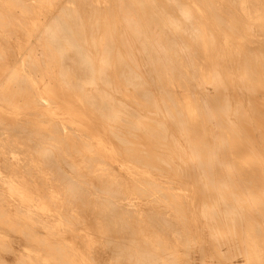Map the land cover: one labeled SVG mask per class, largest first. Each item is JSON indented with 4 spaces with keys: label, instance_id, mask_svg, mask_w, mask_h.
<instances>
[{
    "label": "rangeland",
    "instance_id": "obj_1",
    "mask_svg": "<svg viewBox=\"0 0 264 264\" xmlns=\"http://www.w3.org/2000/svg\"><path fill=\"white\" fill-rule=\"evenodd\" d=\"M13 1L14 0H11V1L0 0V57H1V59H3V61H1V59H0V120H1L0 121V133L2 134V135L0 134V264H10V263L11 264H142V262H143V264L144 263L149 264L150 263L149 261H152L154 264L156 262L155 261L156 259H158L157 261L159 263L161 261L167 262L166 259L167 260L171 259L170 256L171 257L174 256L178 259H182V261H183V259L185 261L187 259V257H189V256H190V258L196 259V258H198L199 253H200L199 255L201 257L203 255L202 252H205V251L207 252V248L203 247L204 251L202 250V252H199V251H201L202 248L198 249L197 248L198 246H196L195 242L192 241V238L204 236V235L200 234V233H204V232H203L201 225L199 227L200 221L198 219H194L193 221L191 219V222H190V219L188 218L190 213H189V210H187V208L185 207V202H186V200H188V197L191 195V191L189 192V190H190L189 187L192 185L191 183L194 182V180H193V177L191 175L188 176V174L185 173L183 170L185 168L187 169V166H192V165H190V163H187V164L185 163L188 160H185V162L183 161L185 164L182 163V165H180L182 167H179L178 165L181 164L182 160H184L183 158L189 159V157H188V156H190L189 153L186 154V152H185V149L187 147V144L185 142L186 141L185 138H187L186 136H188V134H189L188 132H191L190 130H192V136L191 137L194 136L193 140H195L197 142V143H195V145L196 144L198 145V143H200V141L203 140V139H201V137H202V135L207 133V130H209V132L213 131L210 133H211L212 137L214 136V138H212L213 144L217 145V146L214 145V148L217 149L216 151H218V154H216V155H218V156H216V158H219V159H216V160H219L218 163L221 160L220 155L222 156V153H220V152L224 151L223 150L224 148L222 149L221 147H224V145H225V148H226L225 142L228 143L227 148H229V146L231 144H234L233 139H231V137L233 135H234V137L235 136L238 137L236 139L239 142L241 141L240 142L241 145L246 140L245 143H243V144H246V145L248 144L247 146L252 147V149L254 148L253 149L254 151L250 150V152H247L243 155V158H245V159L248 158V159L247 160L244 159V160H242V162L243 161L247 162L250 160L251 163L247 162V164L251 165L252 162L257 161L258 159L262 160L264 158V157L259 158L258 153L256 154V151H258L260 148H261V150H259L258 152H261L264 150V147H263L264 140L263 139L261 140L262 136L264 138V133L262 132L264 130V128H263V126H264V116H263L264 113L262 115V112H264V107H263L264 106V104H263L264 103V96H262L263 94L260 96L261 93H264V88H263L264 77L261 78V75L264 76L263 75L264 74V65H263L264 64V60H263V58H264V53H263L264 52V0H185V2H184V0L183 1L182 0L181 1L180 0H177V1L176 0H153V1L152 0H139V1L138 0H130V1L124 0L125 2L123 0L122 1H120V0H103V1L102 0H99V1L98 0H81L82 3L80 2V0H67L68 2L67 1L65 2L64 0H45V1L44 0H15L16 2L15 1L13 2ZM60 1L62 3H59ZM83 1H86V2H83ZM178 1H180V2H178ZM186 1H187V3H186ZM45 2H47V3H45ZM119 2H120L121 6L119 5ZM144 2L147 4H142ZM166 2H167V4H166ZM181 2H183V3H181ZM248 2L250 4H248ZM105 3H107L108 6ZM115 3H116V5H115ZM138 3H141L142 6L140 7V4H138ZM157 3H158V6H157ZM169 3L171 6H169ZM178 3H180L181 6L177 5ZM184 3H186L187 5H185ZM21 4L22 5L24 4V5L22 6ZM126 4H129V5L126 6ZM149 4H151V5H149ZM161 4H162V6H161ZM176 5H177V7H176ZM189 5H191V7ZM138 6H139V8H138ZM178 6L180 8L181 7L184 8V6H186L183 10L188 8V11L187 10H185V11L188 12L189 15L187 13H186V16L179 15V10H178V12L176 11ZM259 6H260V9H259ZM77 7L79 9H77ZM117 7H118V9H117ZM131 7H133V8H131ZM152 7L155 9H153ZM171 7H174V9L176 8V10H174ZM192 7H194V8H192ZM242 7L243 8L247 7V8L252 9V11H253L252 12V18L253 19L250 21V23H253V24L249 25L247 23L244 15L242 14V9H243ZM64 8H66V9H64ZM106 8H107V10H105ZM126 8L129 11L126 10ZM191 8L195 9V11L198 10L199 13H202V14L199 15L195 11L192 12L193 10ZM211 8H213V9H211ZM28 9H30V11ZM74 9H75V11H74ZM143 9L144 10L146 9V11H144ZM149 9H151L153 12H151ZM156 9H159L160 11L156 10ZM189 9H191V10H189ZM122 10H124V11H122ZM163 10H165V11H163ZM170 10L174 11L175 13L177 12V13L175 14L172 11L170 12ZM207 10H209V11H207ZM20 11L23 12V14ZM28 12L29 13L31 12V14H28ZM74 12H75V14H74ZM76 12H78V13L76 14ZM213 12L214 13L216 12V14L218 13L219 15L218 14L213 15ZM71 14H72V16H71ZM111 14H112V17H111ZM174 14L176 16H174ZM56 15L59 16L58 17L59 19L57 18ZM66 15H67L68 19L66 18ZM74 15H77V16H74ZM187 15H188V17H187ZM190 15L192 16V18L195 17V18H193L194 21L192 20V18H190L191 17ZM133 16H135V17H133ZM201 16L204 17V23H203V21H201L202 20ZM213 16H215V19H217V20H215L213 18ZM218 16L219 17L222 16V17L219 18V20H218ZM30 17H32V18H30ZM113 17H114V19H112ZM131 17H133V18H131ZM143 17L145 18V20ZM146 17H148V18H146ZM157 17H159V18H157ZM181 17H183L185 19L190 18L192 21H190V19H188L189 22L187 23L188 20L182 19ZM119 18H121V19H119ZM175 18L177 21L175 20ZM180 18L184 21L181 22ZM198 18H200L201 20L198 21ZM25 19H27V21ZM135 19H137L138 21ZM166 19H168L170 21H168ZM220 20H222L223 23ZM224 20L226 22H224ZM130 21L133 23H131ZM143 21H144V23H143ZM165 21H168V23ZM178 21H179V23H178ZM196 21H198L202 26L198 22H197L198 23L197 24ZM8 22H9V24H7ZM120 22H122V23H120ZM162 22H163V24H162ZM174 22H175V26H176V22H177L176 28L173 27ZM192 22H194L196 24L193 23V25H191ZM10 23L12 25H10ZM25 23L28 25V27ZM50 23H52V24H50ZM160 23H161V25H160ZM164 23L165 24L167 23V24L164 25ZM182 23H183V25H182ZM184 23H186V25L188 24L187 29H186V25H184ZM189 23H190V25H189ZM254 23H256V24H254ZM257 23H259L260 25L259 24L257 25ZM143 24H145V25H143ZM156 24H158V25H156ZM179 24L182 25L181 29L179 28L180 27ZM204 24L208 28L207 29V35L209 34L208 37L211 36L210 38L207 37V39H206L207 56L203 55V56H205L204 58H201V60L197 58L196 60L199 62L201 61V63L204 64V66L208 67V68L205 67L204 70L207 69L208 72L216 73L215 75H217V78L219 80L218 83L221 84V85H219L221 88L218 87V89L216 88V90H213L214 88H212L209 84L208 86H205L206 87L205 89H207V90L205 91L204 94L206 96L204 94L203 95L206 98H207V96H211V97H209L211 102L209 99H208L209 102L207 100H206V102H207V104H210V103L212 104L211 98H213V100H214L215 96L213 97V95H215V94H213V93H215V91H216V93L219 94L218 100L221 101L222 103L216 102L217 96L215 97V100L213 101V103L216 102L218 105L222 104L223 107H222V105L221 106L219 105L220 110L219 109L217 110V108H218L217 104H216V106L214 104H212L214 106V107L213 106L212 107L215 109H211L212 107L205 104L206 103L204 101L205 98L201 94L202 98H204V99L201 98L200 100H203L205 102L204 103L205 105H204L203 101H202L203 113L204 112H208V113H206V114L204 113L206 116L203 114L197 115L195 113L197 119H202V121H203L199 125L201 127V130H200V127L198 126V124H197V127L193 125L192 129L190 128L192 125V124L190 125V123H189L190 126L187 125V126H189V128L187 126H185L184 122L186 123L188 121H186L183 117H180L182 115L181 113L180 114L176 113V112H178L179 108L182 107L183 103H191L190 99L188 100V98H190V94L185 89L186 85L189 82L187 81L188 83L186 84V81H184V79L187 80L186 76H189V74H191L192 71L190 70L189 72H191V73H189V72H186L187 71L186 69H185L186 70L185 71L184 69L178 67L181 70L185 71L186 73H189L188 75H186V74H184L185 73L184 72V73H182L183 75H180L181 72H183V71H181L180 69H177L175 67L178 64V62L174 63L177 60L174 61V58H172L174 56L172 55V57H170V60L172 59L171 61L173 62L172 67L174 68V70H175V68L178 70L177 73L180 70L181 72H179L178 74L182 77L184 76V79L182 77H181L182 79L177 78L180 76H178V75L176 76V73L174 74V72H176V71H173V69L171 68V65H172L171 63H169V65L170 64L171 65L168 67L170 68V70L172 69L171 70L172 73L170 72V73H167V74L165 73V74L169 75L172 78L166 76L163 71L167 72V70H169V68H165L167 61L164 64L163 62H160V60L158 61L156 59V58L160 59L161 56H159L160 54L159 55L155 54L160 49V47H158L157 44H156L157 46H155V43L159 42L160 39H162V37L163 38L166 37L164 39H167V41L166 40H164V41H166V42L170 41L166 45L169 48V50L171 49L170 51L168 50L170 53H172V51H173L172 48L174 50L175 49L181 50L183 47L182 45H184L185 42H181L182 40L180 39V36H182V38L189 37L188 35H190V33H191L190 31H192V33L196 32V30H197L196 28L198 26H195V25H199V28H201L204 26ZM132 25H133V27H132ZM142 25H143V27L144 26L145 27L143 28ZM229 25L231 28H229ZM262 25H263V28H261ZM49 26L51 27V29ZM54 26H55V29H54ZM78 26H80V27H78ZM118 26H120V27H118ZM139 26H141L142 29H141V27L139 28ZM152 26H154V27H152ZM155 26L157 28H155ZM224 26H226V27H224ZM6 27H8V28H6ZM48 27H49V29H48ZM103 27H105L106 29ZM166 27H167V29H166ZM177 27H178V30H177ZM191 27L193 30H195L194 32L191 29ZM193 27H195V28H193ZM44 28H45V30H44ZM60 28H61V30H60ZM127 28H128V30H127ZM151 28L153 31L150 30ZM224 28H227V29L229 28V29L226 30ZM143 29H145V30H143ZM148 29H149V31H148ZM169 29H170V31H169ZM185 29L187 31H189L188 34H187V31ZM53 30L55 32V35H54ZM107 30H108V32H107ZM159 30H163L160 32V35L158 33ZM183 31H184V33H183ZM208 31H209V33H208ZM228 31H229V33H228ZM231 31H233V33ZM57 32L61 33V35H59ZM118 32H119V34H118ZM132 32H133V34H132ZM179 32H180V35H179ZM43 33H46V34H43ZM153 33H154V35L155 34L156 35L153 36ZM225 33L227 34V36ZM37 34L39 35V37ZM56 34H58V35H56ZM183 34L186 36H184ZM66 35H67V37H66ZM83 35H85V37ZM136 36H138V37H136ZM167 36H169V37H167ZM53 37H54V39H53ZM122 37H124V38H122ZM45 38H47V39H45ZM67 38H68V40H67ZM190 38L191 37H189V39ZM245 38H247V39H245ZM102 39H103V41H102ZM172 39H173V41H171ZM51 40L54 43L55 42L56 43L53 45V42ZM71 40H73V41H71ZM100 40H101V43H100ZM125 40L127 41V43ZM137 40L139 43H136ZM142 40L147 42V43H145V42L143 43ZM80 41H81V43H80ZM150 41H152V45H151ZM209 41H210V43H209ZM62 42H65V43H62ZM140 42H142V43L140 44ZM237 42H238V44H237ZM61 43H62V45H61ZM59 44H60V46H59ZM64 44L65 45L68 44L69 46L71 45V47H68V45L65 46ZM90 44H92V45H90ZM145 44H147V45H145ZM179 44H181V46ZM134 45L136 46V48ZM143 46H145V47L147 46L146 47L147 50ZM153 46H154V48H153ZM170 46H171V48H170ZM72 47H74L73 48L74 50L72 49ZM107 47H108V49H107ZM167 47H166V49H168ZM177 47H179L180 49H177ZM185 47H184V49H185ZM102 48H103V50H102ZM248 48H249V50H251V49L252 50L248 51ZM138 49L139 50L141 49V50L139 51ZM184 49H182L181 50L182 52L180 51L181 53L179 52V54H181V55L183 54V57L186 54V56H185L186 58L184 57L186 60L191 53L190 54L188 53L189 50L187 48H186L187 49L186 51H184ZM206 49H204V50H206ZM56 50H58V53ZM60 50H61V52H60ZM66 50H67V53H66ZM77 50L79 52H77ZM97 50H98V53H97ZM109 50H110V52H109ZM122 50L124 52H120ZM223 50H224V52H223ZM242 50L244 52H242ZM151 51H152V53L150 55L149 52H151ZM161 51H163L162 48L160 49V53H161ZM218 51H220L219 52L220 55H219ZM137 52L139 53V55L137 54ZM145 52H146V54H145ZM47 53L50 55H48ZM173 53H174V51H173ZM110 54H111V56H110ZM131 54H132V56H131ZM154 54H155V56H153ZM187 54H189V55L187 56ZM231 54H232V56H231ZM235 54H236V56H234ZM156 55H157V57H156ZM247 55H249V56H247ZM2 56H3V58H2ZM49 56H52V57L49 58ZM81 56H82V59L84 58L85 61L81 59ZM102 56L103 57L105 56V58L103 59ZM139 56H140V59L138 58L139 59L138 60L137 57H139ZM29 57H30V59H28ZM40 57H42V58H40ZM147 57H148V59H151V60H148ZM240 57H242V58H240ZM256 57H258V58H256ZM58 58H59V60H58ZM70 58L73 60H71ZM175 58H176V56H175ZM217 58H219V59L216 60ZM65 59H67L66 62H65ZM106 59H108L109 61ZM110 59H111V61H110ZM152 59H153V61H152ZM163 59H165L164 56H163ZM98 60H99V62H98ZM136 60L138 62H136ZM145 60H147L148 62L151 61V62H149L150 66H149L148 62H146ZM161 60H162V58H161ZM185 60L183 59V61L186 62V64H191V62H190L191 58H190V60L188 58L189 61H185ZM220 60H221V62H218ZM74 61L76 62L75 63L76 65L74 64ZM144 61L148 65L146 63H144ZM251 61H256V62L254 63ZM49 62H50V64H49ZM56 62H57V64H56ZM83 62H84V64H83ZM113 62H115V63L117 62L115 65L116 67L114 66L115 63H113ZM131 62L133 63V65H131L132 64ZM154 62H155V64H154ZM156 62L162 63L160 67H163L165 70H163V68H160V69L163 70L162 72L166 76L165 78L163 77L164 76L163 74H162L163 76L161 74H159V73H161V71L158 72V70H160V69L157 70V68H156L157 63ZM187 62H189V63H187ZM214 62H216V63H214ZM240 62H242V63L239 64ZM209 63H210V65H209ZM225 63L227 66L225 65ZM86 64H89L90 67ZM101 64H102V66H100ZM123 64H125V66ZM211 64H213V65H211ZM83 65L86 67V69L82 68V67H84ZM107 65H109L108 66L109 68L107 67ZM112 65L115 68L112 67ZM118 65L120 66L119 68H118ZM162 65H164V66H162ZM218 65H220V66H218ZM28 66H30V68ZM62 66H63V68H62ZM73 66H74V68H72ZM137 66H139L138 69H137ZM105 67L108 68V71ZM142 67L145 69L143 70ZM65 68L67 70H65ZM88 68H90V69H88ZM158 68H159V65H158ZM223 68L225 70H223ZM62 69H63V71H62ZM91 69H92V71H91ZM153 69H155L156 71H154ZM244 69H245V71H244ZM115 70H116V72H115ZM121 70H122V72H121ZM210 70H212V71H210ZM240 70H241V72H240ZM247 70H249L250 72ZM34 71L36 73H34ZM65 71H67V74ZM87 71H88V73H86ZM118 71H120V72H118ZM152 71L154 74L152 73ZM51 72H52V74H51ZM102 72H103V74H102ZM107 72L110 76L107 74ZM117 72L123 78H121L120 75L117 74ZM156 72L158 73L157 75H156ZM100 73L103 76H101ZM114 73H116L117 75L116 74L113 75ZM124 73L125 74L127 73L126 74L127 76L123 75ZM136 73L138 75H135ZM44 74H46V75H44ZM68 74L70 75L69 77H67ZM218 74H220V75H218ZM247 74H249V75H247ZM1 75H3L4 77H2ZM250 75L253 77H251ZM5 76H7V78ZM16 76L18 77V79ZM24 76H25V78H24ZM62 76L63 77L65 76L64 77L65 79ZM87 76L88 77L91 76L90 77L91 79L87 78ZM124 76L127 77V79L124 78ZM128 76H129V78H128ZM132 76H133V78H135L137 76H139V77L142 76L141 78L143 79V81L141 78L140 79H141V83H143V84L138 83L140 81V79H138V77H137L138 80L136 78L135 79L130 78ZM147 76H149V77H147ZM160 76H162L164 79ZM192 76H190V77H192ZM227 76H229V77H227ZM242 76L244 77L243 80H247L248 78L250 80L248 79L246 83L244 81L242 84L243 80L242 81L240 80ZM245 76H246V78H245ZM175 77L177 79H174ZM190 77H188V78H190ZM258 77H259V79H254V78H258ZM86 78H87V80H86ZM119 78H121V80ZM153 78H155V79H153ZM167 78H170V79H167ZM215 78H216V76H215ZM260 78L263 81L260 80ZM1 79H3V80H1ZM12 80H15V81H12ZM154 80H156L155 83H154ZM168 80H169V82H168ZM181 80H183L184 82ZM235 80H237V81H235ZM258 80L262 83V85L260 84V82ZM86 81H88V82H86ZM130 81H132V82H130ZM251 81H254V82H252L253 85L251 84ZM257 81H258V83H257ZM10 82H12V83H10ZM145 82H147V83H145ZM179 82H182L183 84L182 83L180 84ZM14 83L17 85H15ZM73 83H75L76 85ZM86 83H88V84H86ZM78 84L80 85L81 89H79L80 87H78L79 86ZM108 84L112 85V86H108ZM124 84H125V86H124ZM161 84L164 86H162ZM238 84H240V86ZM256 84H260V85L256 86ZM105 85H106V87H105ZM184 85H185V87H184ZM233 85H235V86H233ZM236 85H238V86L236 87ZM242 85H245V87L247 86L246 89L243 88ZM91 86H93V87H91ZM148 86H150V88H152V89L148 88V90H147ZM152 86H154V87H152ZM158 86L160 88H158ZM248 86H253L255 89L253 91L252 87L249 88L248 89L249 91L251 89L250 92L248 91L250 94L247 91L245 92V90H247ZM255 86H256V88L258 87L257 92H255L256 91ZM260 86L262 87V89ZM13 87H14V89H13ZM183 87H184L185 91L181 90V88H183ZM229 87H232L233 89L230 88L231 89L230 90ZM234 87H235L236 91L234 90ZM145 88H146L147 92H146ZM153 88H155V89H153ZM222 88H223V90H222ZM15 89H17V91L18 90L19 91L17 92ZM124 89H125V92L128 90V93H130V94H128L127 92L125 93ZM167 89H168V91H167ZM208 89L213 91L212 92L209 90V92H210V93H208L209 95H207V93H206V92H208ZM226 89H228V90H226ZM240 89L242 91L245 89L243 91L244 93L243 92L241 93ZM112 90H114V91H112ZM151 90H152V92H150ZM219 90H221V91H219ZM232 90L236 94L234 92H232V94L230 95ZM136 91H138V92H136ZM148 91L151 94L146 95L148 93ZM223 91H225V93L227 91V93L225 94ZM26 92H27V94H26ZM123 92L127 95H125ZM159 92L163 93V94L160 95ZM170 92H172L171 93L172 95L170 94ZM239 92L241 95L244 94L245 97H244V95L242 97L240 94H237ZM15 93H17V94H15ZM104 93H106L105 94L106 96L104 95ZM252 93H253V96L255 95V97H253V98L251 96ZM256 93L258 95H256ZM142 94L147 96V97L143 96V97H145L144 100H143V97L141 96ZM152 95H155V96L152 97ZM228 95H229V97H228ZM232 95H235V96H232ZM246 95L249 96V98ZM165 96H167V97H165ZM237 96L239 97L240 100L237 99L238 98ZM256 96H258V97H256ZM88 97L89 98L93 97V99L92 98L89 99ZM161 97H162V99H160ZM3 98L5 100H3ZM95 98H97V99H95ZM151 98H152V100H151ZM254 98H256V99L258 98L257 101L260 100L259 98H261V100L259 101L261 103L257 102L256 99H254ZM8 99L10 102L11 101L12 102L11 103L8 102ZM75 99H76V101H74ZM85 99L87 102L85 101ZM236 99L238 100V102ZM248 99H250V101L255 100V102H252V103L250 102L248 104V102H249ZM153 100H154V102H153ZM37 101H39V102H37ZM149 101H151L153 104H151V102H149ZM166 101H167V103H166ZM173 101L175 103H172ZM239 101L242 103H240ZM3 102H4V104H3ZM63 102L65 103L64 105H67V106L71 105L75 109L80 110L81 114H83L84 120L79 121L77 118H70V117L64 116L63 111H62V106H61ZM76 102H77V104H76ZM120 102L122 104H120ZM170 102L172 104H170ZM108 103H110V104H108ZM138 103H139V105H138ZM101 104H103L102 106H104L103 109H102V106H100ZM250 104H252V105H250ZM258 104H261V105H258ZM94 105L97 106V108ZM151 105L152 106L154 105V106L150 109ZM163 105H165V106H163ZM170 105L172 108H174V110L171 108V111H170ZM179 105H180V107H179ZM256 105H258L257 106L258 108H256ZM90 106L92 107L91 110H90ZM125 106L127 109H125ZM144 106H145V109L146 108L148 109V111L143 109ZM156 108H157V111H156ZM205 108H207V109L205 110ZM225 108H226V111H225ZM240 108H243L242 109L243 111ZM95 109H98V110H95ZM244 109H245V111H247L246 113H242V112H245ZM253 109L255 111L258 110L257 113ZM131 110H132V112H131ZM100 111H102V112H100ZM106 111H108V112H106ZM127 111H128V114H127ZM153 111H155V112H153ZM218 111L221 112L222 115H223V113L225 115V112H226V114H228V113L229 114H228V116L225 115V117H224V115L221 116V114ZM252 111L255 112V115H254V113H252ZM121 112H124V113H121ZM216 112H218V113H216ZM239 112H241V115ZM258 112H261L260 113L261 115ZM106 113H107V115L111 116V117L108 116L109 119H108ZM109 113H111L112 115ZM131 113H133V114H131ZM135 113L138 117L135 115ZM207 114L210 118L207 116ZM215 114H217L216 117L214 116ZM243 114H244V116H242ZM117 115H119V116H117ZM133 115L135 116V119H134ZM229 115H230V117H229ZM256 115H259V116H256ZM120 116L122 117V119ZM255 116L257 118H255ZM136 117H137V119H136ZM159 117H161V118H159ZM176 117L179 120H177ZM219 117H220V119H219ZM233 117H234V119H233ZM104 118H105V120H104ZM180 118L184 119V120H181ZM207 118L209 119V121ZM236 118L238 120H236ZM101 119H103V120H101ZM131 119H132V121H131ZM140 119H141V121H139ZM164 119H166V120H164ZM213 119H214V121H213ZM111 120H112V122H111ZM119 120H120V122H119ZM122 120L125 122H123ZM170 120H172V121H170ZM219 120H220V122H218ZM222 120H224V121H222ZM226 120H228L229 122ZM47 121L49 124L47 123ZM133 121H134V123H133ZM169 121L173 122V123H170ZM176 121H178V124L180 122V124L178 125ZM207 121H208V123H207ZM87 122H89V123H87ZM114 122H115V124H114ZM118 122H119V124H118ZM138 122H139V124L142 123V124H140V127H139ZM257 122H260L262 125H260V123H257ZM41 123H43V124H41ZM121 123L124 125H122ZM143 123H145V124H143ZM214 123H217V124L214 125ZM220 123H223L222 124L223 126L220 125ZM226 123H228L229 125ZM126 124H127V126H126ZM172 124H174L175 126ZM224 124L228 126V130H227V126H225ZM242 124L244 126L245 125L246 126L242 127ZM257 124H259V125L257 126ZM211 125H213V126H211ZM247 125H249V126H247ZM152 126H154L155 129L152 128ZM160 127H162L163 131ZM211 127H213L212 130L209 129ZM257 127L263 128V129H259ZM55 128H57V129H55ZM125 128H126V130H125ZM142 128H143V130H142ZM256 128L259 129V131ZM188 129H190V130H188ZM193 129H194V132H193ZM195 129L197 130V132ZM229 129H230V131H229ZM108 130H110V132ZM118 130H119V132H118ZM232 130H234L235 132L234 131L232 132ZM251 130H252V132H250ZM177 131H178V133H177ZM179 131H181V132L179 133ZM201 131H202V133H201ZM236 131L240 134L238 135L236 133ZM155 132H157V133L155 134ZM216 132H217V135H216ZM226 132L232 133V134H230L231 137L229 136V133L227 134ZM35 133H36V135H35ZM171 133H172V135H171ZM197 133H199V134H197ZM224 133H226V134H224ZM252 133H253V135L251 136ZM260 133H262V135ZM218 134H221L222 136L218 135ZM223 134H224V137H223ZM15 135H17L18 137ZM102 135H104V136H102ZM111 135H114V136H111ZM160 135H162V136H160ZM157 136L160 137L161 140H160V138L157 139ZM174 136H175V138H174ZM216 136L218 138H216ZM220 136L223 137V139ZM249 136H251L252 140L254 139L255 143H254V141L252 142V140H250ZM111 137H113V139ZM150 137H152V138H150ZM169 137H170V139H169ZM196 137H197V139H196ZM227 137L230 138V140L228 138L229 141L226 140ZM98 138L101 139L102 143H101V141H99ZM224 138H226V139H224ZM239 138H241V140ZM110 139H112L115 142H113ZM218 139L224 143L221 144L220 141L219 142L217 141ZM158 140H160L161 142ZM242 140H244V141L242 142ZM247 141H248V143H247ZM121 143L122 144L124 143L123 144L124 146L121 145ZM125 143L128 146H126ZM252 143L254 144L255 147H253ZM161 144H162V146H160ZM173 144L174 145L176 144L175 147H173L174 146ZM201 144H203V143H200L198 146H200ZM156 145H157V147H156ZM218 145H220V147H218ZM103 146H105L110 151V152H107V155L105 153H103V151H102ZM179 146L182 148L180 149ZM134 147L136 148V151H135ZM154 147L158 148V149H155ZM176 147H178L179 149ZM202 147L203 146L201 145L199 148L202 149ZM47 148H49V149H47ZM124 148H125V150H124ZM169 148H171L172 150L171 149L169 150ZM219 149H221V150H219ZM33 150L36 152H34ZM251 151H252V153L253 152L255 153V154L253 153V156H252ZM139 152H141V153H139ZM181 152H182L181 155H183V153H184L187 156V158L184 155H183L184 157L181 156L180 155ZM44 153L45 154L47 153V154L45 155ZM48 153L50 154L49 156H47ZM119 153H120V155H119ZM130 153H131V155H130ZM261 153H260V156H261ZM249 154H250V156H249ZM140 155L147 162L144 161ZM146 155H147V157L148 156H150V157L146 158L145 157ZM163 155H165L168 158H165V156H163ZM176 155H177V157H176ZM50 156L53 158L51 159ZM131 156H133L134 159ZM160 156L162 158H160ZM223 156H225L224 153H223ZM244 156H246V157H244ZM262 156H264V151L262 153ZM43 157H46V158L49 157L50 159L47 158V160H46L45 158L43 159ZM129 157L132 158V161ZM149 158H151V159H149ZM158 158L163 159V161L158 159ZM169 158H170V160H169ZM224 158H226V157H224ZM224 158L222 157V161H221L222 164H221V162L219 164L220 167H222L221 165H223V167L225 166V164L223 162L226 159H224ZM61 159H63V160H61ZM251 159H252V161H251ZM140 161H143L144 164ZM152 161H153L154 165L152 164ZM179 161H180V163L178 164ZM213 161L216 163L215 164L214 162H212L213 167L218 165L217 161H215V159ZM102 162H104V163H102ZM148 162H149V164H148ZM259 162L264 163V159L262 161H259ZM54 163H56V164H54ZM146 163H147V165H146ZM158 164H160V165H158ZM163 164H165V165H163ZM176 164H178V165H176ZM183 164L185 166L186 165L187 166L184 167ZM191 164H192V162H191ZM194 164H195V162H193V165ZM46 165H48V166H46ZM143 165H146V167ZM148 165H150L152 168L155 167V169L150 168V166H148ZM87 166H88V168H86ZM159 166H161L162 168ZM163 166H164V168H163ZM175 167H176V169H175ZM217 167L218 166H216V169H217ZM90 168H91V170H90ZM180 168L182 169V172H181ZM72 172H74V173H72ZM184 173H185V176H184ZM186 174H187V176H186ZM60 175H63V176L65 175V178L63 176H61L62 177V180H61ZM58 176L60 178H58ZM143 180H145V181H143ZM146 182H148V183H146ZM69 183H72V184H69ZM111 183H113L114 185ZM149 183H151V184H149ZM65 184H66V186H64ZM70 185H72V186H70ZM77 185H79V186H77ZM154 185L155 186L157 185L156 188ZM75 187H77V188L75 189ZM94 188H96V189H94ZM164 188H166V189H164ZM82 189H83V191H86V192H83ZM96 190H99V191H96ZM118 192L120 194H118ZM114 196H115V198H114ZM145 196L146 197L148 196V197L145 198ZM81 197H83V198H81ZM190 201L192 202L193 206L196 205L195 199H190ZM83 202H84V204H83ZM104 202H105V204H104ZM73 205H74V207H73ZM100 206H102V207H100ZM108 207H110V208H108ZM91 208H92V210H91ZM109 209H111L110 210L111 212L109 211ZM178 209H179V211H177ZM91 211L93 213H91ZM176 212H178V213H176ZM156 213H157V215H155ZM184 215H185V218H184ZM98 216H99V218H98ZM147 216H148V218H147ZM151 216H153V217H151ZM160 216H162V217H160ZM124 217L127 218V220H128L127 223L125 220L126 218H124ZM187 218H188V220H187ZM118 219H119V221H118ZM163 219L164 220L167 219L166 221L171 223L172 224L171 227H173V228H170L169 223L164 221ZM110 220H112V221H110ZM112 222H113V225H112ZM188 222H189V224H188ZM150 223L152 224V226ZM155 224H157L158 227ZM161 224H162V226H161ZM164 224H165V226H164ZM193 225L198 227L199 230H193L194 229V227L192 228ZM115 226H116V228H115ZM97 228H98V230H97ZM157 228H159V229H157ZM95 229L97 230V232ZM99 229H101V230H99ZM136 230H138V231H136ZM163 231H164V233H163ZM206 232H207V230H206ZM178 233H179V235H178ZM187 233H188V235H187ZM101 236H102V238H100ZM153 236H155V237H153ZM180 239L181 240L183 239L182 244L187 239L186 243H184V245H186V246L189 245L190 250L186 249L185 246L181 244ZM142 241H143V244H142ZM191 241L194 242L193 244H195V245H193ZM158 243H159V246L161 245L160 247L158 246ZM199 243H201V242H199ZM199 243L197 245H199ZM99 244H100V246H99ZM108 244H110V245H108ZM149 244H151L150 247H152L151 248L152 250H150ZM136 245H138V246H136ZM200 246L201 245H199V247ZM161 247H163V248H161ZM125 248H127L126 251H125ZM192 248L194 249L195 252L192 250ZM112 250H114V251H112ZM123 250H124V252H123ZM153 250H155V251L153 252ZM143 251H144V253H143ZM160 251H162V253H160ZM163 251H165V252H163ZM185 251L189 253V256L186 255L188 253H186ZM125 253H126V255H125ZM141 253L143 254L144 257H145V255H147L146 257H148V260L146 259V257H145V260L149 263H147L146 261H143L144 257L141 256ZM192 253H193V255H192ZM167 254L169 257L167 256ZM165 255L167 257H165ZM126 256H127V258H126ZM131 256L133 257L132 260H131V258H132ZM122 257H124V258H122ZM142 257H143V259H142ZM200 257L198 259L202 258V257L201 258ZM116 259H118V260H116ZM137 260H139V261H137ZM210 260H211V262H210ZM215 260H218V263ZM131 261H133V262H131ZM152 262H151V264H152ZM158 262H157V264H159ZM208 262H209L208 264H215V263L219 264L221 262V260L220 259H213V260L208 259ZM220 264H223V263L221 262Z\"/></svg>",
    "mask_w": 264,
    "mask_h": 264
},
{
    "label": "bare ground",
    "instance_id": "obj_2",
    "mask_svg": "<svg viewBox=\"0 0 264 264\" xmlns=\"http://www.w3.org/2000/svg\"><path fill=\"white\" fill-rule=\"evenodd\" d=\"M9 1H11V0H9ZM15 1V0H14ZM13 1V2H14ZM45 1V0H44ZM65 2L67 1V0H64ZM99 1V0H98ZM97 1V2H98ZM103 1V0H102ZM120 1H122V0H120ZM124 1V0H123ZM130 1V0H129ZM139 1V0H138ZM153 1V0H152ZM177 1V0H176ZM181 1V0H180ZM180 1H178V2H180ZM183 1V0H182ZM16 2V1H15ZM18 2V1H17ZM68 2V1H67ZM80 2H81V0H80ZM83 2H86V1H83ZM96 2V3H97ZM116 2V1H115ZM125 2V1H124ZM141 2V1H140ZM170 2V1H169ZM184 2H185V0H184ZM22 3V2H21ZM42 3V2H41ZM45 3H47V2H45ZM58 3V2H57ZM59 3H62L61 1L59 2ZM72 3V2H71ZM82 3V2H81ZM89 3V2H88ZM159 3V2H158ZM158 3H157V6H158ZM162 3V2H161ZM172 3V2H171ZM181 3H183V2H181ZM186 3H187V1H186ZM186 3H184L185 5H187ZM15 4V3H14ZM20 4V3H19ZM53 4V3H52ZM73 4V3H72ZM86 4V3H85ZM106 5H107V3H105ZM138 4H140V7L142 6V4H147V3H138ZM166 4H167V2H166ZM189 4V3H188ZM211 4V3H210ZM209 4V5H210ZM248 4H250L249 2H248ZM22 5V4H21ZM20 5V6H21ZM24 5V4H23ZM22 5V6H23ZM51 5V4H50ZM103 5V4H102ZM112 5V4H111ZM115 5H116V3H115ZM119 5H120V2H119ZM118 5V6H119ZM127 5H129V4H126V6ZM135 5V4H134ZM149 5H151V4H149ZM165 5V4H164ZM175 5V4H174ZM177 5H180L181 6V4L180 3H178ZM177 5H176V7H177ZM183 5V4H182ZM64 6V5H63ZM71 6V5H70ZM108 6V5H107ZM106 6V7H107ZM121 6V5H120ZM125 6V7H126ZM131 6V5H130ZM156 6V7H157ZM161 6H162V4H161ZM169 6H171L170 5V3H169ZM190 7H191V5H189ZM247 6V5H246ZM254 6V5H253ZM58 7V6H57ZM87 7V6H86ZM89 7V6H88ZM95 7V6H94ZM98 7V6H97ZM110 7V6H109ZM124 7V6H123ZM122 7V8H123ZM167 7V6H166ZM186 6H184V8H185ZM212 7V6H211ZM252 7V6H251ZM51 8V7H50ZM105 8V7H104ZM116 8V7H115ZM131 8H133V7H131ZM130 8V9H131ZM138 8H139V6H138ZM144 8V7H143ZM153 8V7H152ZM165 8V7H164ZM163 8V9H164ZM171 8H173L174 9V7H171ZM180 7L178 6V8H177V10H176V8L174 9V10H176L177 12H178V10H179V15H184V16H186V13L188 14V12H186L185 10H187L188 11V8L187 9H185V10H183L184 8H180ZM192 8H194V7H192ZM191 8V9H192ZM243 8V7H242ZM14 9V8H13ZM19 9V8H18ZM59 9V8H58ZM64 9H66V8H64ZM77 9H79L78 7H77ZM95 9V8H94ZM117 9H118V7H117ZM125 9V8H124ZM153 9H155V8H153ZM160 9V8H159ZM159 9H156V10H159ZM170 9V8H169ZM191 9H189V10H191ZM211 9H213V8H211ZM259 9H260V6H259ZM15 10V9H14ZM22 10V9H21ZM29 11H30V9H28ZM27 10V11H28ZM56 10V9H55ZM61 10V9H60ZM93 10V9H92ZM105 10H107V8L105 9ZM116 10V9H115ZM114 10V11H115ZM121 10V9H120ZM126 10H128L127 8H126ZM136 10V9H135ZM134 10V11H135ZM140 10V9H139ZM144 10V9H143ZM151 12H153L151 9H149ZM155 10V11H156ZM162 10V9H161ZM193 11L192 12H194L195 11V9H192ZM68 11V10H67ZM73 11V10H72ZM74 11H75V9H74ZM122 11H124V10H122ZM129 11V10H128ZM144 11H146V9L144 10ZM143 11V12H144ZM154 11V12H155ZM160 11V10H159ZM163 11H165V10H163ZM172 10H170V12H171ZM207 11H209V10H207ZM21 12V11H20ZM60 12V11H59ZM63 12V11H62ZM96 12V11H95ZM116 12V11H115ZM133 12V11H132ZM142 12V13H143ZM150 12V13H151ZM158 12V11H157ZM172 12H174V11H172ZM176 12V13H177ZM195 12H197V14H199V15H201L202 13H199V11L198 10H196ZM212 12V11H211ZM218 12V11H217ZM232 12V11H231ZM252 9H250V8H247V7H244L243 9H242V14L244 15V17H245V19H246V21H247V23L249 24V25H251V24H253V23H250V21L253 19L252 18ZM22 14H23V12H21ZM20 13V14H21ZM25 13V12H24ZM69 13V12H68ZM78 12H76V14H77ZM106 13V12H105ZM124 13V12H123ZM127 13V12H126ZM137 13V12H136ZM135 13V14H136ZM145 13V12H144ZM175 13V12H174ZM175 13V14H176ZM28 14H31V12L29 13L28 12ZM67 14V13H66ZM73 14V13H72ZM72 14H71V16H72ZM74 14H75V12H74ZM92 14V13H91ZM102 14V13H101ZM130 14V13H129ZM160 14V13H159ZM174 14V16H176ZM192 14V13H191ZM194 14V13H193ZM216 14V12L214 13L213 12V15H215ZM218 14V13H217ZM216 14V15H217ZM26 15V14H25ZM103 15V14H102ZM123 15V14H122ZM121 15V16H122ZM146 15V14H145ZM152 15V14H151ZM165 15V14H164ZM163 15V16H164ZM189 15V14H188ZM188 15H187V17H188ZM219 15V14H218ZM233 15V14H232ZM22 16V15H21ZM31 16V15H30ZM55 16V15H54ZM57 16V15H56ZM74 16H77V15H74ZM90 16V15H89ZM95 16V15H94ZM119 16V15H118ZM120 16V17H121ZM130 16V15H129ZM144 16V15H143ZM147 16V15H146ZM150 16V15H149ZM158 16V15H157ZM171 16V15H170ZM173 16V15H172ZM191 16V15H190ZM194 16V15H193ZM59 16H57V18H58ZM65 17V16H64ZM98 17V16H97ZM111 17H112V14H111ZM133 17H135V16H133ZM133 17H131V18H133ZM138 17V16H137ZM155 17V16H154ZM153 17V18H154ZM162 17V16H161ZM199 17V16H198ZM202 17V16H201ZM222 17V16H221ZM221 17H219L218 16V20H219V18H221ZM21 18V17H20ZM28 18V17H27ZM30 18H32V17H30ZM53 18V17H52ZM51 18V19H52ZM56 18V17H55ZM66 18H67V15H66ZM74 18V17H73ZM123 18V17H122ZM144 18V17H143ZM146 18H148V17H146ZM157 18H159V17H157ZM172 18V17H171ZM182 19H185V18H183V17H181ZM180 18V19H181ZM190 18H192V16L190 17ZM190 18H187V19H185V20H188V19H190ZM193 18H195V17H193ZM192 18V20L194 21V19ZM213 18L215 19V16H213ZM2 19V18H1ZM23 19V18H22ZM49 19V18H48ZM54 19V18H53ZM59 19V18H58ZM68 19V18H67ZM94 19V18H93ZM112 19H114V17L112 18ZM119 19H121V18H119ZM125 19V18H124ZM128 19V18H127ZM141 19V18H140ZM163 19V18H162ZM180 20L181 22L182 21H184V20ZM24 20V19H23ZM26 21H27V19H25ZM29 20V19H28ZM78 20V19H77ZM135 20H137V19H135ZM144 20H145V18H144ZM156 20V19H155ZM158 20V19H157ZM161 20V19H160ZM166 20H168V19H166ZM174 20V19H173ZM175 20H176V18H175ZM174 20V21H175ZM191 19H190V21H192ZM201 19L200 18H198V21H200ZM215 20H217V19H215ZM8 21V20H7ZM53 21V20H52ZM60 21V20H59ZM87 21V20H86ZM119 21V20H118ZM124 21V20H123ZM138 21V20H137ZM136 21V22H137ZM153 21V20H152ZM168 21H170V20H168ZM168 21H165V22H167L168 23ZM177 21V20H176ZM198 21H196V23L198 22ZM201 21H203V23H204V17H202V20ZM220 21H222V20H220ZM4 22V21H3ZM2 22V23H3ZM14 22V21H13ZM54 22V21H53ZM61 22V21H60ZM75 22V21H74ZM79 22V21H78ZM93 22V21H92ZM113 22V21H112ZM131 22V21H130ZM155 22V21H154ZM172 22V21H171ZM189 22V20L187 21V23ZM224 22H226L225 20H224ZM232 22V21H231ZM59 23V22H58ZM57 23V24H58ZM82 23V22H81ZM100 23V22H99ZM105 23V22H104ZM120 23H122V22H120ZM129 23V22H128ZM131 23H133V22H131ZM143 23H144V21H143ZM166 23V24H167ZM178 23H179V21H178ZM193 23L194 22H192V24L191 25H193ZM196 23H194V24H196ZM199 23V22H198ZM197 23V24H198ZM222 23H223V21H222ZM221 23V24H222ZM7 24H9V22L7 23ZM26 24V23H25ZM50 24H52V23H50ZM89 24V23H88ZM106 24V23H105ZM109 24V23H108ZM124 24V23H123ZM136 24V23H135ZM154 24V23H153ZM159 24V23H158ZM158 24H156V25H158ZM162 24H163V22H162ZM165 23H164V25H166ZM170 24V23H169ZM200 24V23H199ZM228 24V23H227ZM254 24H256V23H254ZM259 23H257V25H258ZM10 25H12L11 23H10ZM27 25V24H26ZM60 25V24H59ZM65 25V24H64ZM97 25V24H96ZM104 25V24H103ZM112 25V24H111ZM126 25V24H125ZM143 25H145V24H143ZM143 25H142V27H143ZM160 25H161V23H160ZM180 25V24H179ZM178 25V26H179ZM182 25H183V23H182ZM182 25H180V29H181V27H182ZM184 25H186V23H184ZM189 25H190V23H189ZM201 25V24H200ZM260 25V24H259ZM67 26V25H66ZM136 26V25H135ZM134 26V27H135ZM150 26V25H149ZM148 26V27H149ZM176 26H177V22H176ZM176 26H175V22H174V26L173 27H175L176 28ZM187 26H188V24L186 25V29H187ZM195 26H198L196 29V32L195 33H192V31H190L191 33H190V35H188L189 37H191L190 39H189V37H184V38H182V36H180V39L182 40L181 42H185L184 43V45L186 46H184V45H182L183 47H182V49H184V47H185V49H184V51H186L187 49L190 51H188V53L190 54H187V56L189 55V60H190V58H191V60H190V62H191V64H186V62H184L183 61V59L185 60V56H186V54H185V58L183 57V54L181 55V54H179V52L182 50H174L173 48H172V50L174 51V53H173V51H172V53H170L169 51L171 50H169V48L166 46L169 42H166L167 41V39H164V38H166V37H162V39H160V41L159 42H157V43H155V46H157L158 45V47H160V49L162 48V50L163 51H161V53H160V49H159V51L158 52H156L155 54H157V55H159V56H161V58H162V60H161V58L159 59V58H156L158 61L160 60V62H163L164 64L166 63V61H167V63H166V65H165V68H169L168 66H170L171 64V68L173 69V71H176V72H174V74L176 73V76L178 75V76H180V75H183L182 73H184L186 70V72H189L190 70L192 71V73L191 72H189V73H191V74H189V73H184V74H186V75H188L189 74V76H186L187 77V80L186 79H184V76L182 77V76H180V77H177V78H180V79H184V81H186V87H185V85H184V87H185V89H186V91L187 92H189V94H190V98H188V100L190 99V102L191 103H183V105H182V107H180V105H179V110H178V112H176V113H181L182 115L180 116V117H183L186 121H188V122H184V125L185 126H187V125H189V123H190V125H191V129H192V126L194 125V126H196L197 127V124H198V126L203 122L202 121V119H197V117H196V115H195V113L198 115V114H200V115H205L206 113H208V112H204L203 113V109H202V101L203 100H200L201 98H202V95L205 93V91L207 90V89H205L206 87L205 86H208L209 84H210V86L212 87V88H214L213 90H216V88L218 89V87H220L219 85H221L220 83H218V78H217V75H215L216 73H213V72H208L207 71V69L206 70H204V68L206 67V68H208L207 66H204V64H202L201 63V61L199 62V61H197L196 59L198 58V59H200L201 60V58H204L205 56H203V55H206L207 56V49H206V39H207V37H208V35H207V27L205 26V24H204V26L203 27H201V28H199V25H195ZM202 26V25H201ZM227 26V25H226ZM226 26H224V27H226ZM232 26V25H231ZM3 27V26H2ZM13 27V26H12ZM27 27H28V25H27ZM50 27V26H49ZM49 27H48V29H49ZM69 27V26H68ZM67 27V28H68ZM78 27H80V26H78ZM107 27V26H106ZM112 27V26H111ZM118 27H120V26H118ZM128 27V26H127ZM132 27H133V25H132ZM141 26H139V28H140ZM142 27H141V29H142ZM145 27V26H144ZM143 27V28H144ZM147 27V26H146ZM152 27H154V26H152ZM171 27V26H170ZM169 27V28H170ZM190 27V26H189ZM223 27V26H222ZM228 27V26H227ZM6 28H8V27H6ZM58 28V27H57ZM93 28V27H92ZM103 28H105V27H103ZM155 28H157L156 26H155ZM185 28V27H184ZM193 28H195V27H193ZM229 28H231L230 27V25H229ZM228 28V29H229ZM251 28V27H250ZM261 28H263V25H262V27ZM50 29H51V27H50ZM54 29H55V26H54ZM70 29V28H69ZM82 29V28H81ZM98 29V28H97ZM106 29V28H105ZM108 29V28H107ZM131 29V28H130ZM138 29V28H137ZM136 29V30H137ZM146 29V28H145ZM145 29H143V30H145ZM154 29V28H153ZM165 29V28H164ZM166 29H167V27H166ZM179 29V30H180ZM185 29V30H186ZM191 29H192V27H191ZM224 29H226V30H228L227 28H224ZM252 29V28H251ZM44 30H45V28H44ZM43 30V31H44ZM60 30H61V28H60ZM83 30V29H82ZM81 30V31H82ZM119 30V29H118ZM123 30V29H122ZM127 30H128V28H127ZM147 30V29H146ZM150 30H152V28L150 29ZM172 30V29H171ZM175 30V29H174ZM177 30H178V27H177ZM176 30V31H177ZM183 30V29H182ZM190 30V29H189ZM193 30V29H192ZM49 31V30H48ZM56 31V30H55ZM58 31V30H57ZM72 31V30H71ZM78 31V30H77ZM103 31V30H102ZM114 31V30H113ZM138 31V30H137ZM148 31H149V29H148ZM153 31V30H152ZM158 31V30H157ZM161 31H163V30H159V35H160V32ZM168 31V30H167ZM169 31H170V29H169ZM187 31V30H186ZM195 30H193V32H194ZM230 31V30H229ZM229 31H228V33H229ZM262 31V30H261ZM260 31V32H261ZM6 32V31H5ZM53 32H54V30H53ZM52 32V33H53ZM63 32V31H62ZM73 32V31H72ZM75 32V31H74ZM79 32V31H78ZM107 32H108V30H107ZM131 32V31H130ZM141 32V31H140ZM175 32V31H174ZM188 32L189 31H187V34H188ZM224 32V31H223ZM232 33H233V31H231ZM236 32V31H235ZM248 32V31H247ZM253 32V31H252ZM58 33V32H57ZM82 33V32H81ZM97 33V32H96ZM105 33V32H104ZM139 33V32H138ZM142 33V32H141ZM152 33V32H151ZM169 33V32H168ZM177 33V32H176ZM183 33H184V31H183ZM186 33V32H185ZM208 33H209V31H208ZM212 33V32H211ZM238 33V32H237ZM263 33V32H262ZM43 34H46V33H43ZM48 34V33H47ZM59 35H61V33H58ZM58 34H56V35H58ZM115 34V33H114ZM118 34H119V32H118ZM128 34V33H127ZM132 34H133V32H132ZM162 34V33H161ZM226 34V33H225ZM240 34V33H239ZM258 34V33H257ZM38 35V34H37ZM53 35V34H52ZM54 35H55V32H54ZM64 35V34H63ZM69 35V34H68ZM81 35V34H80ZM93 35V34H92ZM105 35V34H104ZM110 35V34H109ZM126 35V34H125ZM124 35V36H125ZM137 35V34H136ZM141 35V34H140ZM139 35V36H140ZM156 35V34H155ZM154 35V33H153V36H155ZM158 35V34H157ZM158 35V36H159ZM179 35H180V32H179ZM184 35V34H183ZM232 35V34H231ZM234 35V34H233ZM259 35V34H258ZM84 37H85V35H83ZM100 36V35H99ZM121 36V35H120ZM147 36V35H146ZM175 36V35H174ZM184 36H186V35H184ZM226 36H227V34H226ZM38 37H39V35H38ZM56 37V36H55ZM63 37V36H62ZM66 37H67V35H66ZM83 37V38H84ZM105 37V36H104ZM136 37H138V36H136ZM148 37V36H147ZM161 37V36H160ZM167 37H169V36H167ZM179 37V36H178ZM211 37V36H210ZM210 37H208V38H210ZM71 38V37H70ZM122 38H124V37H122ZM126 38V37H125ZM157 38V37H156ZM173 38V37H172ZM188 38V39H187ZM214 38V37H213ZM35 39V38H34ZM45 39H47V38H45ZM52 39V38H51ZM53 39H54V37H53ZM81 39V38H80ZM149 39V38H148ZM152 39V38H151ZM155 39V38H154ZM212 39V38H211ZM245 39H247V38H245ZM38 40V39H37ZM62 40V39H61ZM65 40V39H64ZM67 40H68V38H67ZM84 40V39H83ZM86 40V39H85ZM113 40V39H112ZM119 40V39H118ZM123 40V39H122ZM159 40V39H158ZM162 40V41H161ZM164 40H166V41H164ZM52 41V40H51ZM71 41H73V40H71ZM102 41H103V39H102ZM109 41V40H108ZM120 41V40H119ZM126 41V40H125ZM143 41V40H142ZM171 41H173V39L171 40ZM250 41V40H249ZM53 42V41H52ZM67 42V41H66ZM145 41H143V43H144ZM156 42V41H155ZM177 42V41H176ZM243 42V41H242ZM35 43V42H34ZM56 43V42H55ZM54 42H53V45L55 44ZM62 43H65V42H62ZM62 43H61V45H62ZM80 43H81V41H80ZM91 43V42H90ZM100 43H101V40H100ZM104 43V42H103ZM114 43V42H113ZM119 43V42H118ZM124 43V42H123ZM126 43H127V41H126ZM136 43H139L138 42V40H137V42ZM142 42H140V44H141ZM145 43H147V42H145ZM149 43V42H148ZM150 43H151V45H152V41H150ZM209 43H210V41H209ZM244 43V42H243ZM250 43V42H249ZM39 44V43H38ZM58 44V43H57ZM71 44V43H70ZM75 44V43H74ZM77 44V43H76ZM83 44V43H82ZM157 44V45H156ZM172 44V43H171ZM183 44V43H182ZM220 44V43H219ZM237 44H238V42H237ZM29 45V44H28ZM33 45V44H32ZM65 45V44H64ZM66 45H68V44H66ZM65 45V46H66ZM86 45V44H85ZM84 45V46H85ZM90 45H92V44H90ZM102 45V44H101ZM130 45V44H129ZM145 45H147V44H145ZM149 45V44H148ZM170 45V44H169ZM168 45V46H169ZM174 45V44H173ZM178 45V44H177ZM176 45V46H177ZM180 46H181V44H179ZM213 45V44H212ZM245 45V44H244ZM252 45V44H251ZM34 46V45H33ZM59 46H60V44H59ZM95 46V45H94ZM103 46V45H102ZM135 46V45H134ZM209 46V45H208ZM249 46V45H248ZM263 46V45H262ZM3 47V46H2ZM68 47H71V45L69 46L68 45ZM75 47V46H74ZM74 47H72V49L74 48ZM79 47V46H78ZM82 47V46H81ZM87 47V46H86ZM123 47V46H122ZM131 47V46H130ZM146 50H147V46L145 47V46H143ZM166 47L168 48V49H166ZM221 47V46H220ZM63 48V47H62ZM97 48V47H96ZM114 48V47H113ZM120 48V47H119ZM134 48V47H133ZM135 48H136V46H135ZM149 48V47H148ZM153 48H154V46H153ZM152 48V49H153ZM157 48V47H156ZM170 48H171V46H170ZM187 48V49H186ZM261 48V47H260ZM29 49V48H28ZM55 49V48H54ZM58 49V48H57ZM90 49V48H89ZM95 49V48H94ZM98 49V48H97ZM107 49H108V47H107ZM106 49V50H107ZM151 49V50H152ZM177 49H180L179 47H177ZM204 49H206V50H204ZM209 49V48H208ZM37 50V49H36ZM71 50V49H70ZM74 50V49H73ZM102 50H103V48H102ZM105 50V49H104ZM114 50V49H113ZM124 50V49H123ZM120 51V52H124V51ZM137 50V49H136ZM139 50V49H138ZM141 50V49H140ZM139 50V51H140ZM150 50V49H149ZM169 50V51H168ZM229 50V49H228ZM252 50V49H251ZM251 50H249V48H248V51H251ZM255 50V49H254ZM258 50V49H257ZM262 50V49H261ZM260 50V51H261ZM51 51V50H50ZM57 51V53H58V50H56ZM63 51V50H62ZM117 51V50H116ZM126 51V50H125ZM138 51V52H139ZM143 51V50H142ZM25 52V51H24ZM41 52V51H40ZM60 52H61V50H60ZM71 52V51H70ZM74 52V51H73ZM72 52V53H73ZM77 52H79L78 50H77ZM109 52H110V50H109ZM137 52V54L139 55V53ZM144 52V51H143ZM155 52V51H154ZM182 52V51H181ZM180 52V53H181ZM220 51H218V53H219ZM223 52H224V50H223ZM242 52H244L243 50H242ZM5 53V52H4ZM42 53V52H41ZM52 53V52H51ZM64 53V52H63ZM66 53H67V50H66ZM75 53V52H74ZM85 53V52H84ZM91 53V52H90ZM97 53H98V50H97ZM101 53V52H100ZM107 53V52H106ZM114 53V52H113ZM128 53V52H127ZM150 53V55H151V53H152V51L151 52H149ZM186 53V52H185ZM231 53V52H230ZM239 53V52H238ZM253 53V52H252ZM264 53V52H263ZM2 54V53H1ZM24 54V53H23ZM48 54V53H47ZM60 54V53H59ZM82 54V53H81ZM121 54V53H120ZM142 54V53H141ZM145 54H146V52H145ZM155 54L153 55V56H155ZM234 54V53H233ZM40 55V54H39ZM48 55H50V54H48ZM67 55V54H66ZM75 55V54H74ZM80 55V54H79ZM83 55V54H82ZM86 55V54H85ZM88 55V54H87ZM102 55V54H101ZM105 55V54H104ZM107 55V54H106ZM119 55V54H118ZM135 55V54H134ZM157 55H156V57H157ZM172 55L174 56V57H172ZM183 57H181V56ZM218 55V54H217ZM216 55V56H217ZM219 55H220V53H219ZM218 55V56H219ZM254 55V54H253ZM69 56V55H68ZM109 56V55H108ZM110 56H111V54H110ZM125 56V55H124ZM131 56H132V54H131ZM148 56V55H147ZM158 56V57H159ZM163 56L165 57V59H163ZM175 56H176V58H175ZM231 56H232V54H231ZM234 56H236V54L234 55ZM240 56V55H239ZM246 56V55H245ZM247 56H249V55H247ZM37 57V56H36ZM50 57H52V56H49V58ZM60 57V56H59ZM77 57V56H76ZM80 57V56H79ZM88 57V56H87ZM96 57V56H95ZM100 57V56H99ZM103 57V56H102ZM118 57V56H117ZM142 57V56H141ZM170 57H172V58H174V61L175 60H177L176 62H174V63H177L178 62V64L175 66L177 69H180V68H182V69H186L185 71H183V70H181V71H183V72H181L180 70H179V72H181V74L179 75L178 73H177V69L175 68V70H174V68L172 67L173 66V62L170 60ZM2 58H3V56H2ZM39 58V57H38ZM40 58H42V57H40ZM54 58V57H53ZM68 58V57H67ZM94 58V57H93ZM105 58V56L103 57V59ZM110 58V57H109ZM116 58V57H115ZM114 58V59H115ZM132 58V57H131ZM140 59V56L139 57H137V59ZM188 58L185 60V61H189L188 60ZM240 58H242V57H240ZM256 58H258V57H256ZM263 58V57H262ZM0 59H1V57H0ZM28 59H30V57L28 58ZM71 59V58H70ZM76 59V58H75ZM81 59H82V56H81ZM89 59V58H88ZM121 59V58H120ZM138 59V60H139ZM147 59H148V57H147ZM171 61H169V60ZM219 58H217L216 60H218ZM221 59V58H220ZM48 60V59H47ZM50 60V59H49ZM58 60H59V58H58ZM71 60H73V59H71ZM80 60V59H79ZM82 60H84V58L82 59ZM106 60H108V59H106ZM118 60V59H117ZM116 60V61H117ZM142 60V59H141ZM148 60H151V59H148ZM214 60V59H213ZM215 60V61H216ZM222 60V59H221ZM221 60L220 61H218V62H221ZM238 60V59H237ZM240 60V59H239ZM253 60V59H252ZM262 60V59H261ZM263 60H264V58H263ZM1 61H3V59H1ZM30 61V60H29ZM63 61V60H62ZM67 61V59H65V62ZM77 61V60H76ZM85 61V60H84ZM103 61V60H102ZM109 61V60H108ZM110 61H111V59H110ZM115 61V60H114ZM125 61V60H124ZM133 61V60H132ZM146 62H148L147 60H145ZM144 61V63H146ZM152 61H153V59H152ZM156 61V60H155ZM169 61V62H168ZM242 61V60H241ZM248 61V60H247ZM28 62V61H27ZM48 62V61H47ZM69 62V61H68ZM79 62V61H78ZM98 62H99V60H98ZM105 62V61H104ZM136 62H138L137 60H136ZM140 62V61H139ZM149 62H151V61H149ZM148 62V64H149V66H150V63ZM160 62H156L157 63V70L158 69H160V68H163V67H160L161 66V64L162 63H160ZM223 62V61H222ZM234 62V61H233ZM249 62V61H248ZM251 62H256V61H251ZM16 63V62H15ZM36 63V62H35ZM43 63V62H42ZM60 63V62H59ZM64 63V62H63ZM72 63V62H71ZM76 62L74 61V64H75ZM86 63V62H85ZM89 63V62H88ZM106 63V62H105ZM110 63V62H109ZM113 63H115V62H113ZM112 63V64H113ZM117 63V62H116ZM116 63L114 64V66L116 65ZM132 63V62H131ZM141 63V62H140ZM169 63H171L170 65H169ZM187 63H189V62H187ZM211 63V62H210ZM210 63H209V65H210ZM214 63H216V62H214ZM227 63V62H226ZM226 63H225V65H226ZM242 62H240L239 64H241ZM33 64V63H32ZM37 64V63H36ZM49 64H50V62H49ZM55 64V63H54ZM56 64H57V62H56ZM65 64V63H64ZM68 64V63H67ZM73 64V63H72ZM71 64V65H72ZM80 64V63H79ZM83 64H84V62H83ZM111 64V63H110ZM136 64V63H135ZM134 64V65H135ZM142 64V63H141ZM147 64V63H146ZM147 64V65H148ZM153 64V63H152ZM154 64H155V62H154ZM247 64V63H246ZM249 64V63H248ZM258 64V63H257ZM52 65V64H51ZM70 65V64H69ZM76 65V64H75ZM74 65V66H75ZM86 65H88L89 67H90V65L89 64H86ZM106 65V64H105ZM122 65V64H121ZM124 66H125V64H123ZM131 65H133V63L131 64ZM139 65V64H138ZM146 65V66H147ZM158 65H159V68H158ZM208 65V66H209ZM211 65H213V64H211ZM245 65V64H244ZM264 65V64H263ZM15 66V65H14ZM34 66V65H33ZM64 66V65H63ZM63 66H62V68H63ZM74 66L72 67V68H74ZM84 66V65H83ZM87 66V67H88ZM100 66H102V64L100 65ZM104 66V65H103ZM109 65H107V67H108ZM113 65H112V67H114ZM127 66V65H126ZM142 66V65H141ZM153 66V65H152ZM151 66V67H152ZM162 66H164V65H162ZM167 66V67H166ZM218 66H220V65H218ZM227 66V65H226ZM234 66V65H233ZM246 66V65H245ZM257 66V65H256ZM29 68H30V66H28ZM32 67V66H31ZM37 67V66H36ZM68 67V66H67ZM116 67V66H115ZM114 67V68H115ZM120 66L118 65V68H119ZM123 67V66H122ZM135 67V66H134ZM178 67H180V68H178ZM235 67V66H234ZM240 67V66H239ZM260 67V66H259ZM13 68V67H12ZM52 68V67H51ZM56 68V67H55ZM70 68V67H69ZM81 68V67H80ZM79 68V69H80ZM82 68H85L86 69V67L84 66V67H82ZM100 68V67H99ZM106 68V67H105ZM104 68V69H105ZM109 68V67H108ZM108 68H106L107 69V71H108ZM139 68V66H137V69ZM143 68V67H142ZM147 68V67H146ZM154 68V67H153ZM218 68V67H217ZM263 68V67H262ZM37 69V68H36ZM60 69V68H59ZM77 69V68H76ZM88 69H90V68H88ZM87 69V70H88ZM103 69V68H102ZM101 69V70H102ZM132 69V68H131ZM145 68H143V70H144ZM148 69V68H147ZM171 69V70H172ZM247 69V68H246ZM249 69V68H248ZM254 69V68H253ZM11 70V69H10ZM65 70H67L66 68H65ZM70 70V69H69ZM72 70V69H71ZM100 70V71H101ZM149 70V69H148ZM154 71H156L155 69H153ZM163 70H165L164 68H163ZM163 70H158V72L159 71H161V73H159V74H163V72H164V74L166 73H170L171 72V70H170V68H169V70H167V72H165V71H163ZM214 70V69H213ZM223 70H225L224 68H223ZM257 70V69H256ZM42 71V70H41ZM61 71V70H60ZM62 71H63V69H62ZM89 71V70H88ZM88 71L86 72V73H88ZM91 71H92V69H91ZM99 71V70H98ZM103 71V70H102ZM112 71V70H111ZM110 71V72H111ZM131 71V70H130ZM133 71V70H132ZM163 71V72H162ZM210 71H212V70H210ZM227 71V70H226ZM229 71V70H228ZM235 71V70H234ZM244 71H245V69H244ZM247 71H249V70H247ZM18 72V71H17ZM27 72V71H26ZM66 72V74H67V71H65ZM105 72V71H104ZM109 72V73H110ZM113 72V71H112ZM115 72H116V70H115ZM118 72H120V71H118ZM117 72V74H119ZM121 72H122V70H121ZM136 72V71H135ZM134 72V73H135ZM140 72V71H139ZM151 72V71H150ZM149 72V73H150ZM240 72H241V70H240ZM250 72V71H249ZM252 72V71H251ZM260 72V71H259ZM10 73V72H9ZM16 73V72H15ZM19 73V72H18ZM34 73H36L35 71H34ZM43 73V72H42ZM63 73V72H62ZM79 73V72H78ZM83 73V72H82ZM85 73V72H84ZM90 73V72H89ZM128 73V72H127ZM126 73V74H127ZM130 73V72H129ZM152 73H153V71H152ZM172 73V72H171ZM247 73V72H246ZM261 73V72H260ZM51 74H52V72H51ZM59 74V73H58ZM65 74V75H66ZM81 74V73H80ZM101 74V73H100ZM102 74H103V72H102ZM101 74V76H103ZM107 74H108V72H107ZM111 74V73H110ZM116 73H114L113 75H115ZM116 74V75H117ZM125 73L123 74V75H126ZM131 74V73H130ZM129 74V75H130ZM154 74V73H153ZM158 73L156 72V75H157ZM163 74V75H164ZM165 74V75H166ZM173 74V75H174ZM214 76H213V75ZM245 74V73H244ZM252 74V73H251ZM262 74V73H261ZM8 75V74H7ZM10 75V74H9ZM19 75V74H18ZM44 75H46V74H44ZM61 75V74H60ZM63 75V74H62ZM79 75V74H78ZM109 75V74H108ZM120 75V74H119ZM135 75H138L137 73L135 74ZM162 75V76H163ZM163 76L164 78L166 77V76H168V77H170L169 75H166V76ZM172 75V74H171ZM218 75H220V74H218ZM225 75V74H224ZM238 75V74H237ZM247 75H249V74H247ZM264 75V74H263ZM2 77H4L3 75H1ZM13 76V75H12ZM70 75L68 74V76L67 77H69ZM77 76V75H76ZM80 76V75H79ZM85 76V75H84ZM89 76V75H88ZM87 76V78H90V77H88ZM110 76V75H109ZM127 76V75H126ZM134 76V75H133ZM133 76L132 77H130V78H133ZM143 76V75H142ZM141 76V77H142ZM155 76V75H154ZM162 76H160V77H162ZM190 76H192V77H190ZM213 76V77H212ZM215 76H216V78H215ZM226 76V75H225ZM233 76V75H232ZM240 76V75H239ZM251 76V75H250ZM1 77V78H2ZM6 78H7V76H5ZM17 77V76H16ZM20 77V76H19ZM23 77V76H22ZM61 77V76H60ZM63 77V76H62ZM65 77V76H64ZM63 77V78H64ZM107 77V76H106ZM120 77L121 78H123L121 75H120ZM138 77V79H140L141 77H139V76H137ZM137 77H135L136 79H137ZM147 77H149V76H147ZM156 77V76H155ZM158 77V76H157ZM162 77V78H163ZM182 77V78H181ZM188 77H190V78H188ZM221 77V76H220ZM227 77H229V76H227ZM243 77V76H242ZM241 77V81L244 79V77L242 78ZM251 77H253V76H251ZM257 77V76H256ZM262 77H264V76H262L261 75V78ZM24 78H25V76H24ZM46 78V77H45ZM87 78H86V80H87ZM101 78V77H100ZM99 78V79H100ZM110 78V77H109ZM115 78V77H114ZM118 78V77H117ZM121 78H119L120 80H121ZM124 78H126L127 79V77H125L124 76ZM128 78H129V76H128ZM135 78H133V79H135ZM163 78V79H164ZM170 78H172V77H170ZM170 78H167V79H170ZM176 77L174 78V79H177ZM224 78V77H223ZM245 78H246V76H245ZM248 78V77H247ZM260 78V80H262ZM14 79V78H13ZM17 79H18V77H17ZM61 79V78H60ZM65 79V78H64ZM63 79V80H64ZM69 79V78H68ZM72 79V78H71ZM84 79V78H83ZM91 79V78H90ZM132 79V80H133ZM137 79V80H138ZM142 79V78H141ZM141 79H140V81L138 82L139 84H143V83H141ZM151 79V78H150ZM153 79H155V78H153ZM225 79V78H224ZM239 79V78H238ZM249 79V78H248ZM247 79V80H248ZM254 79H259V77L258 78H254ZM1 80H3V79H1ZM62 80V79H61ZM93 80V79H92ZM101 80V79H100ZM105 80V79H104ZM110 80V79H109ZM108 80V81H109ZM124 80V79H123ZM131 80V79H130ZM179 80V79H178ZM231 80V79H230ZM247 80H243L242 81V84H243V82L245 81V83L247 82ZM250 80V79H249ZM12 81H15V80H12ZM27 81V80H26ZM65 81V80H64ZM79 81V80H78ZM91 81V80H90ZM94 81V80H93ZM98 81V80H97ZM103 81V80H102ZM125 81V80H124ZM129 81V80H128ZM127 81V82H128ZM134 81V80H133ZM136 81V80H135ZM142 81H143V79H142ZM155 81L156 80H154V83H155ZM161 81V80H160ZM163 81V80H162ZM181 81H183V80H181ZM183 81V82H184ZM188 81V82H187ZM221 81V80H220ZM225 81V80H224ZM235 81H237V80H235ZM259 81V80H258ZM258 81H257V83H258ZM263 81V80H262ZM19 82V81H18ZM54 82V81H53ZM63 82V81H62ZM85 82V81H84ZM86 82H88V81H86ZM105 82V81H104ZM111 82V81H110ZM122 82V81H121ZM130 82H132V81H130ZM153 82V81H152ZM158 82V81H157ZM164 82V81H163ZM168 82H169V80H168ZM226 82V81H225ZM249 82V81H248ZM252 82H254V81H251V84H252ZM260 82V81H259ZM10 83H12V82H10ZM26 83V82H25ZM30 83V82H29ZM90 83V82H89ZM137 83V84H138ZM145 83H147V82H145ZM180 84L182 83V82H179ZM222 83V82H221ZM227 83V82H226ZM238 83V82H237ZM250 83V82H249ZM248 83V84H249ZM15 84V83H14ZM13 84V85H14ZM22 84V83H21ZM24 84V83H23ZM56 84V83H55ZM73 84H75V83H73ZM86 84H88V83H86ZM95 84V83H94ZM150 84V83H149ZM153 84V83H152ZM158 84V83H157ZM156 84V85H157ZM183 84V83H182ZM185 84V83H184ZM225 84V83H224ZM260 84L262 85V83L260 82ZM260 84H256V86L257 85H260ZM15 85H17V84H15ZM76 85V84H75ZM79 85V84H78ZM77 85V86H78ZM103 85V84H102ZM117 85V84H116ZM123 85V84H122ZM145 85V84H144ZM162 85V84H161ZM239 86H240V84H238ZM238 85H236V87L238 86ZM253 85V84H252ZM264 85V84H263ZM9 86V85H8ZM7 86V87H8ZM22 86V85H21ZM89 86V85H88ZM97 86V85H96ZM104 86V85H103ZM108 86H112V85H109L108 84ZM124 86H125V84H124ZM136 86V85H135ZM151 86V85H150ZM150 86H148L147 87V90H148V88H150ZM160 86V85H159ZM158 86V88H160ZM162 86H164V85H162ZM161 86V87H162ZM170 86V85H169ZM209 86V87H210ZM233 86H235V85H233ZM256 86H255V88H256ZM18 87V86H17ZM68 87V86H67ZM78 87H80V85L78 86ZM91 87H93V86H91ZM105 87H106V85H105ZM152 87H154V86H152ZM184 87L183 88H181V90H184L185 91V89H184ZM208 87V88H209ZM242 87L243 88H245L246 89V87H245V85H242ZM253 88V91L255 90L254 89V87L253 86H248V88H247V90H245V92L247 91H249L248 89L249 88ZM261 87V86H260ZM20 88V87H19ZM31 88V87H30ZM83 88V87H82ZM95 88V87H94ZM110 88V87H109ZM108 88V89H109ZM116 88V87H115ZM118 88V87H117ZM132 88V87H131ZM221 88V87H220ZM227 88V87H226ZM233 89L232 87H229V89ZM263 88H264V86H263ZM7 89V88H6ZM13 89H14V87H13ZM24 89V88H23ZM77 89V88H76ZM79 89H81V87L79 88ZM112 89V88H111ZM150 89H152V88H150ZM153 89H155V88H153ZM230 89V90H231ZM257 89H258V87L256 88V91L255 92H257ZM261 89H262V87H261ZM12 90V89H11ZM16 91H17V89H15ZM14 90V91H15ZM25 90V89H24ZM92 90V89H91ZM134 90V89H133ZM145 90H146V88H145ZM147 90H146V92H147ZM162 90V89H161ZM209 90L210 89H208V92H206L207 93V95H209L208 93H210L209 92ZM222 90H223V88H222ZM225 90V89H224ZM226 90H228V89H226ZM234 90H235V87H234ZM238 90V89H237ZM243 90V91H244ZM15 91V92H16ZM19 91V90H18ZM17 91V92H18ZM21 91V90H20ZM29 91V90H28ZM79 91V90H78ZM82 91V90H81ZM112 91H114V90H112ZM142 91V90H141ZM156 91V90H155ZM167 91H168V89H167ZM166 91V92H167ZM170 91V90H169ZM172 91V90H171ZM210 91H212V90H210ZM219 91H221V90H219ZM236 91V90H235ZM240 91H241V93L243 92L241 89H240ZM250 91H251V89H250ZM249 91V92H250ZM12 92V91H11ZM65 92V91H64ZM93 92V91H92ZM119 92V91H118ZM121 92V91H120ZM124 92H125V89H124ZM123 92V93H124ZM127 93H128V90L126 91ZM125 92V93H126ZM136 92H138V91H136ZM140 92V91H139ZM144 92V91H143ZM150 92H152V90L150 91ZM149 91H148V93L146 94V95H148V94H151ZM157 92V91H156ZM165 92V93H166ZM213 92V91H212ZM224 93H225V91H223ZM222 92V93H223ZM232 92H234L233 90L231 91V93H230V95L232 94ZM248 92V93H249ZM21 93V92H20ZM124 93V94H125ZM141 93V92H140ZM139 93V94H140ZM154 93V92H153ZM160 93V92H159ZM172 92H170V94H171ZM220 93V92H219ZM221 93V94H222ZM226 93H227V91H226ZM225 93V94H226ZM235 93V92H234ZM244 93V92H243ZM254 93V92H253ZM253 93H252V98L253 97H255V95L253 96ZM5 94V93H4ZM15 94H17V93H15ZM26 94H27V92H26ZM66 94V93H65ZM94 94V93H93ZM106 93H104V95H105ZM128 94H130V93H128ZM144 94V93H143ZM141 95L142 97L143 96H146V95ZM163 93H160V95H162ZM188 94V95H189ZM202 94V95H201ZM213 94H215V95H213V97L215 96H217L216 98V102H220V103H222L221 101H219L218 100V95L219 94H217L216 93V91H215V93H213ZM217 94V95H216ZM229 94V93H228ZM236 94V93H235ZM237 94H240V92L239 93H237ZM247 94V93H246ZM250 94V93H249ZM248 94V95H249ZM255 94V93H254ZM263 94V95H262ZM19 95V94H18ZM17 95V96H18ZM120 95V94H119ZM118 95V96H119ZM122 95V94H121ZM125 95H127V94H125ZM165 95V94H164ZM172 95V94H171ZM205 95V94H204ZM204 95H203V97H204ZM212 95V94H211ZM241 95V94H240ZM239 95V96H240ZM243 95L244 94H242L241 96L243 97ZM256 95H258L257 93H256ZM264 96V93H261L260 94V96ZM20 96V95H19ZM22 96V95H21ZM29 96V95H28ZM87 96V95H86ZM91 96V95H90ZM100 96V95H99ZM106 96V95H105ZM139 96V95H138ZM151 96V95H150ZM153 96H155V95H152V97ZM206 96V95H205ZM222 96V95H221ZM224 96V95H223ZM232 96H235V95H232ZM247 96V95H246ZM250 96V95H249ZM249 96H247L248 98H249ZM250 96V97H251ZM32 97V96H31ZM94 97V96H93ZM93 97H90V98H92L93 99ZM122 97V96H121ZM141 97V98H142ZM147 97V96H146ZM149 97V96H148ZM163 97V96H162ZM162 97L160 98V99H162ZM165 97H167V96H165ZM172 97V96H171ZM209 97H211V96H207V98L206 97H204V98H202V99H204V101L206 102V100L208 101V99L210 100V98ZM215 97H214V100H215ZM228 97H229V95H228ZM238 97V96H237ZM236 97V98H237ZM244 97H245V95H244ZM256 97H258V96H256ZM89 98V97H88ZM87 98V99H88ZM89 98V99H90ZM98 98V97H97ZM97 98H95V99H97ZM144 98L145 97H143V100H144ZM173 98V97H172ZM221 98V97H220ZM219 98V99H220ZM233 98V97H232ZM113 99V98H112ZM147 99V98H146ZM164 99V98H163ZM212 99V104H214L215 106H216V102H214L213 103V98H211ZM235 99V98H234ZM237 99H239V97L237 98ZM236 99V100H237ZM254 99H256V98H254ZM258 99V98H257ZM257 99H256V101H257ZM260 100H261V98H259ZM3 100H5L4 98H3ZM29 100V99H28ZM100 100V99H99ZM151 100H152V98H151ZM156 100V99H155ZM174 100V99H173ZM240 100V99H239ZM260 100H258L257 102H259ZM74 101H76V99L74 100ZM85 101H86V99H85ZM92 101V100H91ZM103 101V100H102ZM101 101V102H102ZM115 101V100H114ZM113 101V102H114ZM118 101V100H117ZM116 101V102H117ZM146 101V100H145ZM148 101V100H147ZM168 101V100H167ZM167 101H166V103H167ZM171 101V100H170ZM203 101V104L205 103ZM234 101V100H233ZM242 101V100H241ZM246 101V100H245ZM248 104L251 102H255V100L253 101H250V99H248ZM8 102H10L9 101V99H8ZM12 102V101H11ZM10 102V103H11ZM30 102V101H29ZM37 102H39V101H37ZM87 102V101H86ZM149 102H151V101H149ZM153 102H154V100H153ZM163 102V101H162ZM209 102V101H208ZM210 102H211V100H210ZM237 102H238V100H237ZM240 102V101H239ZM243 102V101H242ZM242 102H240V103H242ZM247 102V101H246ZM256 102V103H257ZM263 102V101H262ZM9 103V104H10ZM73 103V102H72ZM97 103V102H96ZM104 103V102H103ZM107 103V102H106ZM129 103V102H128ZM131 103V102H130ZM172 103H175L174 101L172 102ZM171 102H170V104H172ZM259 103H261V102H259ZM3 104H4V102H3ZM65 103L63 102L62 103V111H63V114H64V116H67V117H70V118H77L79 121L80 120H84V117H83V114H81V112H80V110H77V109H75L74 107H72L71 105L70 106H67V105H64ZM74 104V103H73ZM76 104H77V102H76ZM98 104V103H97ZM108 104H110V103H108ZM107 104V105H108ZM120 104H122L121 102H120ZM124 104V103H123ZM149 104V103H148ZM151 104H153L152 102H151ZM163 104V103H162ZM205 104H207V102L205 103ZM204 104V105H205ZM211 104V103H210ZM207 104V105H209L210 107H212L213 105L211 104ZM264 104V103H263ZM103 104H101L100 106H102ZM119 105V104H118ZM125 105V104H124ZM138 105H139V103H138ZM141 105V104H140ZM220 106L222 105V104H219ZM218 104H217V110L220 108V106H219ZM236 105V104H235ZM250 105H252V104H250ZM249 105V106H250ZM255 105V104H254ZM253 105V106H254ZM258 105H261V104H258ZM258 105H256V108H258L257 106ZM81 106V105H80ZM95 106V105H94ZM109 106V105H108ZM123 106V105H122ZM146 106V105H145ZM145 106H144V108L143 109H145ZM149 106V105H148ZM154 106V105H153ZM152 105H151V107H150V109L153 107ZM159 106V105H158ZM163 106H165V105H163ZM169 106V105H168ZM242 106V105H241ZM263 106V105H262ZM13 107V106H12ZM78 107V106H77ZM96 108H97V106H95ZM103 107L104 106H102V109H103ZM121 107V106H120ZM124 107V106H123ZM128 107V106H127ZM156 107V106H155ZM175 107V106H174ZM214 107V106H213ZM211 108V109H215V108ZM222 107H223V105H222ZM221 107V108H222ZM239 107V106H238ZM264 107V106H263ZM9 108V107H8ZM91 106H90V110H91ZM164 108V107H163ZM166 108V107H165ZM171 105H170V111H171ZM177 108V107H176ZM237 108V107H236ZM11 109V108H10ZM79 109V108H78ZM105 109V108H104ZM122 109V108H121ZM124 109V108H123ZM125 109H127L126 108V106H125ZM132 109V108H131ZM173 110H174V108H172ZM178 109V108H177ZM207 108H205V110H206ZM223 109V108H222ZM235 109V108H234ZM241 110L243 109V108H240ZM246 109V108H245ZM245 109H244V111H245ZM251 109V108H250ZM261 109V108H260ZM77 110V111H76ZM95 110H98V109H95ZM145 110H147L148 111V109L146 108ZM144 110V111H145ZM153 110V109H152ZM166 110V109H165ZM176 110V109H175ZM220 110V109H219ZM238 110V109H237ZM240 110V111H241ZM254 110V109H253ZM104 111V110H103ZM122 111V110H121ZM129 111V110H128ZM128 111H127V114H128ZM156 111H157V108H156ZM177 111V110H176ZM215 111V110H214ZM223 111V110H222ZM225 111H226V108H225ZM243 111V110H242ZM255 111V110H254ZM252 111V113H254V115H255V112L257 113V111ZM94 112V111H93ZM100 112H102V111H100ZM105 112V111H104ZM106 112H108V111H106ZM110 112V111H109ZM130 112V111H129ZM131 112H132V110H131ZM153 112H155V111H153ZM168 112V111H167ZM212 112V111H211ZM219 112V111H218ZM218 112H216V113H218ZM224 112V111H223ZM231 112V111H230ZM247 111H245V112H242V113H246ZM112 113V112H111ZM111 113H109V114H111ZM121 113H124V112H121ZM139 113V112H138ZM137 113V114H138ZM163 113V112H162ZM175 113V112H174ZM220 114H221V116H223L224 115V113H223V115H222V113L221 112H219ZM240 113V115H241V112H239ZM259 114L261 113V112H258ZM263 113L264 112H262V115H263ZM97 114V113H96ZM99 114V113H98ZM113 114V113H112ZM111 114V115H112ZM131 114H133V113H131ZM151 114V113H150ZM157 114V113H156ZM171 114V113H170ZM173 114V113H172ZM229 114V113H228ZM228 114H226V112H225V115H227L228 116ZM37 115V114H36ZM100 115V114H99ZM106 115H107V113H106ZM122 115V114H121ZM125 115V114H124ZM123 115V116H124ZM135 115H136V113H135ZM161 115V114H160ZM168 115V114H167ZM174 115V114H173ZM172 115V116H173ZM216 115L217 114H215L214 116L216 117ZM225 115H224V117H225ZM237 115V114H236ZM247 115V114H246ZM245 115V116H246ZM253 115V116H254ZM261 115V114H260ZM105 116V115H104ZM108 116H110V115H107V117ZM117 116H119V115H117ZM134 116V115H133ZM137 116V115H136ZM140 116V115H139ZM206 116V115H205ZM207 116H208V114H207ZM219 116V115H218ZM242 116H244V114L242 115ZM256 116H259V115H256ZM255 116V118H257ZM264 116V115H263ZM101 117V116H100ZM111 117V116H110ZM121 117V116H120ZM126 117V116H125ZM138 117V116H137ZM137 117H136V119H137ZM144 117V116H143ZM158 117V116H157ZM163 117V116H162ZM209 117V116H208ZM214 117V118H215ZM229 117H230V115H229ZM237 117V116H236ZM116 118V117H115ZM127 118V117H126ZM159 118H161V117H159ZM177 118V117H176ZM210 118V117H209ZM222 118V117H221ZM108 119H109V117H108ZM121 119H122V117H121ZM120 119V120H121ZM130 119V118H129ZM134 119H135V116H134ZM145 119V118H144ZM147 119V118H146ZM181 119V118H180ZM184 119H181V120H184ZM208 119V118H207ZM219 119H220V117H219ZM225 119V118H224ZM233 119H234V117H233ZM42 120V119H41ZM40 120V121H41ZM101 120H103V119H101ZM104 120H105V118H104ZM116 120V119H115ZM120 120H119V122H120ZM126 120V119H125ZM164 120H166V119H164ZM169 120V119H168ZM177 120H179L178 118H177ZM180 120V121H181ZM211 120V119H210ZM217 120V119H216ZM215 120V121H216ZM236 120H238L237 118H236ZM263 120V119H262ZM1 121V120H0ZM32 121V120H31ZM39 121V122H40ZM123 121V120H122ZM127 121V120H126ZM131 121H132V119H131ZM139 121H141V119L139 120ZM146 121V120H145ZM170 121H172V120H170ZM169 121V122H170ZM208 121H209V119H208ZM208 121H207V123H208ZM213 121H214V119H213ZM222 121H224V120H222ZM226 121H228V120H226ZM225 121V122H226ZM250 121V120H249ZM248 121V122H249ZM104 122V121H103ZM111 122H112V120H111ZM119 122H118V124H119ZM123 122H125V121H123ZM155 122V121H154ZM158 122V121H157ZM161 122V121H160ZM177 122V124H178V121H176ZM175 122V123H176ZM218 122H220V120L218 121ZM229 122V121H228ZM241 122V121H240ZM247 122V121H246ZM251 122V121H250ZM261 122V121H260ZM260 122H257V123H260ZM47 123H48V121H47ZM87 123H89V122H87ZM105 123V122H104ZM107 123V122H106ZM110 123V122H109ZM133 123H134V121H133ZM146 123V122H145ZM145 123H143V124H145ZM150 123V122H149ZM162 123V122H161ZM164 123V122H163ZM170 123H173V122H170ZM41 124H43V123H41ZM40 124V125H41ZM49 124V123H48ZM47 124V125H48ZM58 124V123H57ZM112 124V123H111ZM114 124H115V122H114ZM117 124V123H116ZM122 124V123H121ZM137 124V123H136ZM138 124H139V122H138ZM140 124H142V123H140ZM140 124H139V127H140ZM176 124V125H177ZM179 124H180V122H179ZM178 124V125H179ZM215 124H217V123H214V125ZM219 124V123H218ZM223 123H220V125H222ZM226 124H228V123H226ZM2 125V124H1ZM18 125V124H17ZM39 125V124H38ZM122 125H124V124H122ZM172 125H174V124H172ZM189 125V126H190ZM225 125V124H224ZM229 125V124H228ZM259 124H257V126H258ZM260 125H262L261 123H260ZM56 126V125H55ZM126 126H127V124H126ZM134 126V125H133ZM146 126V125H145ZM164 126V125H163ZM175 126V125H174ZM189 126H187L188 128H189ZM206 126V125H205ZM211 126H213V125H211ZM219 126V125H218ZM223 126V125H222ZM225 126H227V125H225ZM231 126V125H230ZM233 126V125H232ZM244 125L242 124V127H243ZM246 126V125H245ZM244 126V127H245ZM247 126H249V125H247ZM46 127V126H45ZM59 127V126H58ZM136 127V126H135ZM147 127V126H146ZM149 127V126H148ZM200 127V126H199ZM210 127V126H209ZM217 127V126H216ZM260 127V126H259ZM259 127H257V128H259ZM100 128V127H99ZM132 128V127H131ZM137 128V127H136ZM152 128H154L155 129V127L154 126H152ZM161 129H162V127H160ZM165 128V127H164ZM178 128V127H177ZM181 128V127H180ZM186 128V127H185ZM194 128V127H193ZM204 128V127H203ZM207 128V127H206ZM212 128L213 127H211V128H209V129H211L212 130ZM256 128V129H257ZM263 128H264V126H263ZM263 128H259V129H263ZM16 129V128H15ZM55 129H57V128H55ZM60 129V128H59ZM110 129V128H109ZM138 129V128H137ZM136 129V130H137ZM140 129V128H139ZM158 129V128H157ZM176 129V128H175ZM197 129V128H196ZM195 129V130H196ZM208 129V128H207ZM217 129V128H216ZM220 129V128H219ZM240 129V128H239ZM249 129V128H248ZM251 129V128H250ZM259 129H257L258 131H259ZM7 130V129H6ZM14 130V129H13ZM61 130V129H60ZM125 130H126V128H125ZM135 130V131H136ZM142 130H143V128H142ZM180 130V129H179ZM188 130H190V129H188ZM199 130V129H198ZM200 130H201V127H200ZM205 130V129H204ZM221 130V129H220ZM227 130H228V126H227ZM226 130V131H227ZM20 131V130H19ZM24 131V130H23ZM63 131V130H62ZM109 132H110V130H108ZM139 131V130H138ZM137 131V132H138ZM152 131V130H151ZM162 131H163V129H162ZM161 131V132H162ZM187 131V130H186ZM191 132H188L189 134H188V136H186L187 138H185L186 139V144H187V147H186V149H185V152H186V154L187 153H189V155L190 156H188L189 157V159H185V158H183L184 160H182V162H181V164H179L180 163V161L178 162V164H176V165H178L179 167H182V166H180V165H182V163H184L185 162V160H188L187 162H185L186 164L187 163H190V165H192V166H187V169L185 168H183L184 170V172L185 173H187L188 174V176L189 175H191L192 177H193V180H194V182H192L191 184V186L189 187V192L191 191V195L188 197V200H186V202H185V207L187 208V210H189V213H190V215H189V219H190V222H191V219H192V221L194 220V219H198L200 222H199V227H200V225H201V227H202V229H203V232L204 233H200V234H202V235H204V236H201V237H197V238H194L193 236V238L195 239H193L192 238V241H194L195 242V244H196V246H198L197 248L198 249H200V248H202L201 249V251H199V252H202V250L204 251V249H203V247H206L207 248V252L205 251V252H202V258L200 257V253L198 254V258L200 257L201 259H198V258H196V259H193V258H190V256H189V251L188 252H186V253H188V254H186V255H188L189 257H187V259L184 261V259H183V261H182V259H178V258H176V257H171L170 256V258L171 259H169V260H167L166 259V261L167 262H158L157 260L158 259H156L154 262L157 264V262L159 263V264H208L209 262H208V259H220L221 260V262L223 263V264H264V163H261V162H259V161H262L264 158V156H262V153H263V151H261V152H258L259 150H261V148L258 150V151H256V154L258 153V157L260 158V157H262L263 159L262 160H257V161H254V162H252V164L251 165H248L247 164V162H250V160L249 161H247V162H242V160H244L245 158H243V155L245 154V153H247V152H250V150H253L252 149V147H249V146H247L246 144H243V143H245V141L244 140H242V145H241V141L239 142V141H237V139L236 138H238V137H234V135L231 137L230 136V134H232V133H230V132H226L227 134L229 133V136L231 137V139H233V141H234V144H231L230 146H229V148H227V142H225L226 143V148H225V145H224V147H221L224 151L223 152H220V153H222V156L220 155V158H221V160H220V162L222 161V157L224 158V157H226V158H224V159H226L223 163L225 164V166L223 167V165H221L222 167H220L219 166V164H220V162L218 163V161L219 160H216V159H219V158H216V156H218V155H216V154H218V151H216L217 149H215L214 148V145L215 144H213V142H212V138H214V136L212 137V135H211V133L210 132H213V131H210L209 132V130H207V133H205L204 135H202V137H201V139H203L202 141H200V143H203V144H201L203 147H202V149H200L199 147L201 146H198L200 143H198V145L196 146L195 145V143H197L195 140H193V137H191L192 136V130H190ZM215 131V130H214ZM229 131H230V129H229ZM234 130H232V132H233ZM239 131V130H238ZM247 131V130H246ZM16 132V131H15ZM118 132H119V130H118ZM121 132V131H120ZM133 132V131H132ZM160 132V131H159ZM181 131H179V133H180ZM193 132H194V129H193ZM196 132H197V130H196ZM205 132V131H204ZM235 132V131H234ZM241 132V131H240ZM248 132V131H247ZM250 132H252V130L250 131ZM263 133H264V130L262 131ZM43 133V132H42ZM56 133V132H55ZM157 132H155V134H156ZM165 133V132H164ZM177 133H178V131H177ZM201 133H202V131H201ZM226 133H224V134H226ZM236 133L239 135L240 133H238L237 131H236ZM246 133V132H245ZM259 133V132H258ZM1 134V133H0ZM20 134V133H19ZM38 134V133H37ZM40 134V133H39ZM59 134V133H58ZM63 134V133H62ZM112 134V133H111ZM114 134V133H113ZM124 134V133H123ZM122 134V135H123ZM147 134V133H146ZM161 134V133H160ZM185 134V133H184ZM191 134V135H190ZM197 134H199V133H197ZM213 134V133H212ZM224 134H223V137H224ZM236 134V135H237ZM255 134V133H254ZM261 135H262V133H260ZM2 135V134H1ZM35 135H36V133H35ZM68 135V134H67ZM150 135V134H149ZM171 135H172V133H171ZM187 135V134H186ZM214 135V134H213ZM216 135H217V132H216ZM218 135H221V134H218ZM237 135V136H238ZM250 135V134H249ZM253 135V133L251 134V136ZM15 136H17V135H15ZM40 136V135H39ZM102 136H104V135H102ZM111 136H114V135H111ZM138 136V135H137ZM147 136V135H146ZM160 136H162V135H160ZM222 136V135H221ZM220 136V137H221ZM228 136V135H227ZM251 136H249L250 137V140H252L251 139ZM255 136V135H254ZM18 137V136H17ZM51 137V136H50ZM116 137V136H115ZM223 137H221L222 139H223ZM226 137V136H225ZM246 137V136H245ZM244 137V138H245ZM261 137V136H260ZM52 138V137H51ZM50 138V139H51ZM103 138V137H102ZM112 139H113V137H111ZM120 138V137H119ZM150 138H152V137H150ZM155 138V137H154ZM158 138H160V137H158L157 136V139ZM164 138V137H163ZM174 138H175V136H174ZM216 138H218L217 136H216ZM228 138L229 137H227V139L226 138H224V139H226L227 141H229L230 140V138H229V140H228ZM257 138V137H256ZM28 139V138H27ZM99 139V141H101V139L100 138H98ZM112 139H110V140H112ZM136 139V138H135ZM149 139V138H148ZM169 139H170V137H169ZM196 139H197V137H196ZM221 139V140H222ZM240 140H241V138H239ZM264 140V138H263V136L261 137V140ZM45 140V139H44ZM120 140V139H119ZM155 140V139H154ZM160 140H161V138H160ZM160 140H158V141H160ZM163 140V139H162ZM167 140V139H166ZM200 140V139H199ZM198 140V141H199ZM113 141V140H112ZM157 141V140H156ZM168 141V140H167ZM218 142L220 141L219 139L217 140ZM224 141V140H223ZM254 141V139L252 140V142ZM113 142H115V141H113ZM126 142V141H125ZM144 142V141H143ZM161 142V141H160ZM163 142V141H162ZM177 142V141H176ZM221 142V141H220ZM101 143H102V141H101ZM173 143V142H172ZM222 143H224V142H221V144ZM233 143V142H232ZM247 143H248V141H247ZM254 143H255V141H254ZM262 143V142H261ZM124 144V143H123ZM122 143H121V145H123ZM126 144V143H125ZM169 144V143H168ZM220 144V145H221ZM81 145V144H80ZM86 145V144H85ZM146 145V144H145ZM148 145V144H147ZM174 145V144H173ZM176 145V144H175ZM175 145L173 146V147H175ZM220 145H218V147H220ZM252 145H253V147H255L254 146V144L252 143ZM258 145V144H257ZM32 146V145H31ZM37 146V145H36ZM124 146V145H123ZM126 146H128L127 144H126ZM125 146V147H126ZM160 146H162V144L160 145ZM159 146V147H160ZM215 146H217V145H215ZM222 146V145H221ZM53 147V146H52ZM87 147V146H86ZM156 147H157V145H156ZM180 147V146H179ZM263 147H264V145H263ZM33 148V147H32ZM116 148V147H115ZM130 148V147H129ZM135 148V147H134ZM145 148V147H144ZM155 148V147H154ZM164 148V147H163ZM176 148H178V147H176ZM182 147H180V149H181ZM46 149V148H45ZM47 149H49V148H47ZM85 149V148H84ZM131 149V148H130ZM148 149V148H147ZM151 149V148H150ZM155 149H158V148H155ZM154 149V150H155ZM171 148H169V150H170ZM179 149V148H178ZM184 149V148H183ZM83 150V149H82ZM120 150V149H119ZM124 150H125V148H124ZM144 150V149H143ZM172 150V149H171ZM177 150V149H176ZM219 150H221V149H219ZM34 151V150H33ZM49 151V150H48ZM102 151H103V153H105L106 155H107V152H110L105 146H103L102 147ZM129 151V150H128ZM132 151V150H131ZM130 151V152H131ZM135 151H136V148H135ZM145 151V150H144ZM150 151V150H149ZM166 151V150H165ZM178 151V150H177ZM254 151V150H253ZM34 152H36V151H34ZM134 152V151H133ZM142 152V151H141ZM141 152H139V153H141ZM148 152V151H147ZM146 152V153H147ZM183 152V151H182ZM182 152L180 153V155L182 154ZM43 153V152H42ZM51 153V152H50ZM176 153V152H175ZM223 153H224V155L225 156H223ZM251 153H252V151H251ZM254 153V152H253ZM253 153H252V156H253ZM260 153H261V156H260ZM37 154V153H36ZM45 154V153H44ZM47 154V153H46ZM45 154V155H46ZM58 154V153H57ZM104 154V155H105ZM162 154V153H161ZM173 154V153H172ZM179 154V153H178ZM255 154V153H254ZM50 154L48 153V155L47 156H49ZM52 155V154H51ZM119 155H120V153H119ZM130 155H131V153H130ZM129 155V156H130ZM183 155L187 158V156L183 153ZM183 155H181V156H183ZM248 155V154H247ZM43 156V155H42ZM138 156V155H137ZM141 156V155H140ZM158 156V155H157ZM163 156H165V155H163ZM183 156V157H184ZM249 156H250V154H249ZM251 156V157H252ZM51 157V156H50ZM59 157V156H58ZM131 157H133V156H131ZM146 158H148V157H150V156H148L147 157V155L145 156ZM159 157V156H158ZM176 157H177V155H176ZM244 157H246V156H244ZM46 159L47 160V158H49V157H43V159ZM53 157H51V159H52ZM130 158V157H129ZM141 158H142V156H141ZM157 158V157H156ZM155 158V159H156ZM160 158H162L161 156H160ZM160 158H158V159H160ZM165 158H168V157H166L165 156ZM250 158V157H249ZM42 159V158H41ZM50 159V158H49ZM131 159V161H132V158H130ZM133 159H134V157H133ZM138 159V158H137ZM144 161H146L144 158H142ZM149 159H151V158H149ZM175 159V158H174ZM181 159V158H180ZM215 159V161H217V164L218 165H216V166H218L217 167V169H216V166L215 167H213L212 166V162H214L213 160ZM248 158H246L245 160H247ZM61 160H63V159H61ZM140 160V159H139ZM160 160H162L163 161V159H160ZM166 160V159H165ZM169 160H170V158H169ZM129 161V160H128ZM130 161V162H131ZM177 161V160H176ZM184 161V162H183ZM197 161V162H196ZM251 161H252V159H251ZM135 162V161H134ZM140 162H142L143 163V161H140ZM147 162V161H146ZM167 162V161H166ZM171 162V161H170ZM191 162H192V164H191ZM193 162H195V164L193 165ZM43 163V162H42ZM51 163V162H50ZM102 163H104V162H102ZM136 163V162H135ZM156 163V162H155ZM158 163V162H157ZM168 163V162H167ZM184 163V164H185ZM215 163V162H214ZM251 163V162H250ZM47 164V163H46ZM54 164H56V163H54ZM144 164V163H143ZM148 164H149V162H148ZM152 164L154 165V163H153V161H152ZM183 164V166L184 167H186L185 165ZM216 164V163H215ZM221 164H222V162H221ZM45 165V164H44ZM138 165V164H137ZM140 165V164H139ZM146 165H147V163H146ZM146 165H143V166H145L146 167ZM158 165H160V164H158ZM163 165H165V164H163ZM170 165V164H169ZM46 166H48V165H46ZM56 166V165H55ZM54 166V167H55ZM85 166V165H84ZM148 166H150V165H148ZM147 166V167H148ZM162 166V165H161ZM161 166H159V167H161ZM52 167V166H51ZM72 167V166H71ZM91 167V166H90ZM157 167V166H156ZM166 167V166H165ZM53 168V167H52ZM86 168H88V166L86 167ZM149 168V167H148ZM150 168H152L151 166H150ZM154 169H155V167H153ZM152 168V169H153ZM162 168V167H161ZM163 168H164V166H163ZM170 168V167H169ZM50 169V168H49ZM56 169V168H55ZM58 169V168H57ZM68 169V168H67ZM75 169V168H74ZM151 169V170H152ZM168 169V168H167ZM172 169V168H171ZM174 169V168H173ZM175 169H176V167H175ZM181 169V168H180ZM60 170V169H59ZM90 170H91V168H90ZM160 170V169H159ZM52 171V170H51ZM71 171V170H70ZM170 171V170H169ZM175 171V170H174ZM60 172V171H59ZM164 172V171H163ZM181 172H182V169H181ZM61 173V172H60ZM72 173H74V172H72ZM91 173V172H90ZM134 173V172H133ZM173 173V172H172ZM185 173H184V176H185ZM56 174V173H55ZM86 174V173H85ZM174 174V173H173ZM187 174H186V176H187ZM89 175V174H88ZM160 175V174H159ZM217 175V176H216ZM61 176H63V175H60V177ZM56 177V176H55ZM59 176H58V178H60ZM64 178H65V175L63 176ZM67 177V176H66ZM99 177V176H98ZM105 177V176H104ZM53 178V177H52ZM57 178V177H56ZM60 180V179H59ZM61 180H62V177H61ZM60 180V181H61ZM64 180V179H63ZM67 180V179H66ZM65 180V181H66ZM68 181V180H67ZM72 181V180H71ZM70 181V182H71ZM143 181H145V180H143ZM190 181V180H189ZM188 182V181H187ZM186 182V183H187ZM62 183V182H61ZM60 183V184H61ZM67 183V182H66ZM75 183V182H74ZM116 183V182H115ZM146 183H148V182H146ZM68 184V183H67ZM69 184H72V183H69ZM105 184V183H104ZM111 184H113V183H111ZM117 184V183H116ZM115 184V185H116ZM149 184H151V183H149ZM148 184V185H149ZM63 185V184H62ZM74 185V184H73ZM76 185V184H75ZM87 185V184H86ZM106 185V184H105ZM114 185V184H113ZM185 185V184H184ZM64 186H66V184L64 185ZM68 186V185H67ZM70 186H72V185H70ZM77 186H79V185H77ZM103 186V185H102ZM119 186V185H118ZM152 186V185H151ZM155 186V185H154ZM153 186V187H154ZM157 186V185H156ZM156 186H155V188H156ZM113 187V186H112ZM115 187V186H114ZM138 187V186H137ZM160 187V186H159ZM77 187H75V189H76ZM80 188V187H79ZM97 188V187H96ZM96 188H94V189H96ZM171 188V187H170ZM114 189V188H113ZM160 189V188H159ZM164 189H166V188H164ZM172 189V188H171ZM66 190V189H65ZM79 190V189H78ZM103 190V189H102ZM107 190V189H106ZM105 190V191H106ZM115 190V189H114ZM135 190V189H134ZM82 191H83V189H82ZM96 191H99V190H96ZM109 191V190H108ZM112 191V190H111ZM120 191V190H119ZM143 191V190H142ZM158 191V190H157ZM173 191V190H172ZM66 192V191H65ZM83 192H86V191H83ZM144 192V191H143ZM67 193V192H66ZM69 193V192H68ZM71 193V192H70ZM75 193V192H74ZM162 193V192H161ZM72 194V193H71ZM118 194H120L119 192H118ZM164 194V193H163ZM110 195V194H109ZM139 195V194H138ZM161 195V194H160ZM167 195V194H166ZM178 195V194H177ZM70 196V195H69ZM72 196V195H71ZM78 196V195H77ZM162 196V195H161ZM174 196V195H173ZM111 197V196H110ZM139 197V196H138ZM148 197V196H147ZM146 196H145V198H147ZM165 197V196H164ZM163 197V198H164ZM168 197V196H167ZM73 198V197H72ZM76 198V197H75ZM74 198V199H75ZM81 198H83V197H81ZM114 198H115V196H114ZM140 198V197H139ZM172 198V197H171ZM105 199V198H104ZM166 199V198H165ZM176 199V198H175ZM190 199H195L196 200V205H194L193 206V204H192V202L190 201ZM68 200V199H67ZM103 200V199H102ZM77 201V200H76ZM108 201V200H107ZM111 201V200H110ZM75 202V201H74ZM101 202V201H100ZM113 202V201H112ZM177 202V201H176ZM175 202V203H176ZM70 203V202H69ZM174 203V202H173ZM184 203V202H183ZM83 204H84V202H83ZM90 204V203H89ZM104 204H105V202H104ZM102 205V204H101ZM178 205V204H177ZM93 206V205H92ZM91 206V207H92ZM99 206V205H98ZM73 207H74V205H73ZM100 207H102V206H100ZM107 208V207H106ZM108 208H110V207H108ZM115 208V207H114ZM121 208V207H120ZM165 208V207H164ZM176 208V207H175ZM185 208V209H186ZM85 209V208H84ZM169 209V208H168ZM91 210H92V208H91ZM111 209H109V211H110ZM114 210V209H113ZM117 210V209H116ZM175 210V209H174ZM184 210V209H183ZM186 210V211H187ZM177 211H179V209L177 210ZM111 212V211H110ZM125 212V211H124ZM91 213H93L92 211H91ZM129 213V212H128ZM176 213H178V212H176ZM188 213V214H189ZM81 214V213H80ZM127 214V213H126ZM130 214V213H129ZM148 214V213H147ZM173 214V213H172ZM184 214V213H183ZM128 215V214H127ZM155 215H157V213L155 214ZM162 215V214H161ZM182 215V214H181ZM100 216V215H99ZM99 216H98V218H99ZM114 217V216H113ZM130 217V216H129ZM151 217H153V216H151ZM160 217H162V216H160ZM164 217V216H163ZM173 217V216H172ZM187 217V216H186ZM103 218V217H102ZM117 218V217H116ZM124 218H126V217H124ZM147 218H148V216H147ZM159 218V217H158ZM184 218H185V215H184ZM188 218H187V220H188ZM161 219V218H160ZM126 220V223H127V218L125 219ZM137 220V219H136ZM148 220V219H147ZM150 220V219H149ZM164 220V219H163ZM167 219H165L164 221H166ZM94 221V220H93ZM107 221V220H106ZM110 221H112V220H110ZM118 221H119V219H118ZM163 221V222H164ZM148 222V221H147ZM166 222H168V221H166ZM177 222V221H176ZM111 223V222H110ZM169 223V222H168ZM149 224V223H148ZM151 224V223H150ZM167 224V223H166ZM188 224H189V222H188ZM95 225V224H94ZM112 225H113V222H112ZM121 225V224H120ZM119 225V226H120ZM156 226H157V224H155ZM169 225H170V228H173V227H171V223H169ZM104 226V225H103ZM135 226V225H134ZM140 226V225H139ZM151 226H152V224H151ZM160 226V225H159ZM161 226H162V224H161ZM164 226H165V224H164ZM102 227V226H101ZM100 227V228H101ZM129 227V226H128ZM158 227V226H157ZM194 227V229L193 230H199V228L198 227H196V226H192V228ZM95 228V227H94ZM105 228V227H104ZM115 228H116V226H115ZM114 228V229H115ZM124 228V227H123ZM130 229V228H129ZM156 229V228H155ZM157 229H159V228H157ZM165 229V228H164ZM178 229V228H177ZM201 229V228H200ZM94 230V229H93ZM96 230V229H95ZM97 230H98V228H97ZM97 230H96V232H97ZM99 230H101V229H99ZM105 230V229H104ZM127 230V229H126ZM141 230V229H140ZM185 230V229H184ZM192 230V229H191ZM192 230V231H193ZM205 230V231H204ZM206 230H207V232H206ZM125 231V230H124ZM136 231H138V230H136ZM201 231V230H200ZM25 232V231H24ZM128 232V231H127ZM143 232V231H142ZM162 232V231H161ZM177 232V231H176ZM202 232V231H201ZM95 233V232H94ZM105 233V232H104ZM103 233V234H104ZM131 233V232H130ZM140 233V232H139ZM163 233H164V231H163ZM166 233V232H165ZM180 233V232H179ZM179 233H178V235H179ZM197 233V232H196ZM107 234V233H106ZM105 234V235H106ZM132 234V233H131ZM24 235V234H23ZM96 235V234H95ZM112 235V234H111ZM115 235V234H114ZM117 235V234H116ZM134 235V234H133ZM171 235V234H170ZM182 235V234H181ZM187 235H188V233H187ZM193 235V234H192ZM137 236V235H136ZM104 237V236H103ZM112 237V236H111ZM124 237V236H123ZM126 237V236H125ZM153 237H155V236H153ZM169 237V236H168ZM188 237V236H187ZM100 238H102V236L100 237ZM121 238V237H120ZM129 238V237H128ZM114 239V238H113ZM122 239V238H121ZM134 239V238H133ZM120 240V239H119ZM137 240V239H136ZM144 240V239H143ZM159 240V239H158ZM166 240V239H165ZM181 240V239H180ZM183 240V239H182ZM182 240H181V244H182ZM187 240V239H186ZM186 240H185V242L184 243H186ZM202 240V241H201ZM115 241V240H114ZM126 241V240H125ZM145 241V240H144ZM191 241V242H192ZM120 242V241H119ZM139 242V241H138ZM194 242H192V244L194 243ZM199 242H201V243H199ZM127 243V242H126ZM149 243V242H148ZM147 243V244H148ZM180 243V242H179ZM184 243L182 244V245H184ZM199 243V245H201L200 247H199V245H197ZM107 244V243H106ZM123 244V243H122ZM141 244V243H140ZM142 244H143V241H142ZM195 244H193V245H195ZM108 245H110V244H108ZM134 245V244H133ZM150 245L151 244H149V247H150ZM99 246H100V244H99ZM136 246H138V245H136ZM158 246H159V243H158ZM161 246V245H160ZM159 246V247H160ZM185 246V248L186 249H189V245H184ZM122 247V246H121ZM183 247V246H182ZM188 247V248H187ZM195 247V246H194ZM193 247V248H194ZM123 248V247H122ZM152 247H150V250H152L151 249ZM161 248H163V247H161ZM192 248V250L194 251V249ZM107 249V248H106ZM126 249L127 248H125V251H126ZM155 249V248H154ZM182 249V248H181ZM180 249V250H181ZM141 250V249H140ZM165 250V249H164ZM190 250V249H189ZM206 250V249H205ZM112 251H114V250H112ZM139 251V250H138ZM149 251V250H148ZM155 250H153V252H154ZM123 252H124V250H123ZM128 252V251H127ZM152 252V251H151ZM157 252V251H156ZM163 252H165V251H163ZM195 252V251H194ZM115 253V252H114ZM130 253V252H129ZM128 253V254H129ZM133 253V252H132ZM143 253H144V251H143ZM146 253V252H145ZM160 253H162V251H160ZM184 253V252H183ZM207 253V254H206ZM110 254V253H109ZM127 254V255H128ZM147 254V253H146ZM156 254V253H155ZM166 254V253H165ZM182 254V253H181ZM125 255H126V253H125ZM172 255V254H171ZM185 255V256H186ZM192 255H193V253H192ZM195 255V254H194ZM124 256V255H123ZM141 256H143V254L141 253ZM147 255H145V257H146ZM150 256V255H149ZM167 256H168V254H167ZM166 255H165V257H167ZM184 256V255H183ZM125 257V256H124ZM124 257H122V258H124ZM130 257V256H129ZM132 257V256H131ZM144 257V256H143ZM143 257H142V259H143ZM145 257H144V259H143V261H146L145 260ZM169 257V256H168ZM195 257V256H194ZM61 258V257H60ZM118 258V257H117ZM121 258V257H120ZM126 258H127V256H126ZM156 258V257H155ZM133 259V257L131 258V260ZM135 259V258H134ZM146 259L148 260V257H146ZM116 260H118V259H116ZM151 260V259H150ZM153 260V259H152ZM94 261V260H93ZM106 261V260H105ZM123 261V260H122ZM126 261V260H125ZM136 261V260H135ZM134 261V262H135ZM137 261H139V260H137ZM160 261V260H159ZM217 263H218V260H215ZM11 262V261H10ZM9 262V263H10ZM60 262V261H59ZM131 262H133V261H131ZM130 262V263H131ZM147 262V261H146ZM150 262V263H149ZM149 262H147V263H149V264H151V262L152 261H149ZM210 262H211V260H210ZM220 262V263H221ZM122 263V262H121ZM125 263V262H124ZM137 263V262H136ZM154 263V264H155ZM214 263V262H213ZM219 263V264H220ZM11 264V263H10ZM142 264H143V262H142ZM144 264H146V263H144ZM152 264H153V262H152ZM216 264V263H215Z\"/></svg>",
    "mask_w": 264,
    "mask_h": 264
}]
</instances>
